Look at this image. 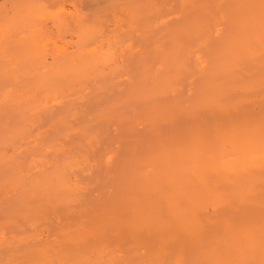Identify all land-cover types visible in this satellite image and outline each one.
Instances as JSON below:
<instances>
[{
  "label": "rangeland",
  "instance_id": "obj_1",
  "mask_svg": "<svg viewBox=\"0 0 264 264\" xmlns=\"http://www.w3.org/2000/svg\"><path fill=\"white\" fill-rule=\"evenodd\" d=\"M24 1H25V3H24ZM33 1V0H32ZM40 2V0H34V2ZM82 1V3L80 2L79 3V5L81 4V5H84V6H81V7H79V5L78 6H74V9H73V7H71V6H66V7H64L63 8V11H65V12H61L60 13V16L59 15H57L56 16V12L54 11V8L53 7H48V9H50V11L52 12V13H50V11H49V13L50 14H48V12L45 14V16L44 15H40L39 17H44V18H39L38 19V17H37V19L35 18V20L36 21H34V23H35V27L37 28V29H39L40 27H41V31L42 32H44V33H46V34H42V35H46L45 37L44 36H42V40H43V42H45V48H42V52L40 53V56H39V58H37V59H42V60H37L41 65H39V64H37V65H39V67L41 68L42 67V69H40L38 66H33L34 67V69L33 70H37L36 72L34 71H32V66H31V68H28V71H29V69H31V72L32 73H29V75L30 76H25V77H28V79H29V81L30 80H32L31 82H29V81H27L26 82V79L27 78H24V80L25 81H22V77L19 79V83L17 84V87H16V85L15 84H11L12 82H10L9 80H11V78L9 77V78H7L6 79V76L7 75H5V81H1L0 82V93L2 92V91H5V90H8L9 91V89L11 90V89H13L14 91H16L15 93H11V94H15L14 95V97L16 98L17 96L19 97V99L17 98L16 99V101H15V98H14V100L13 99H10V100H6V99H4L5 100V102L7 101L8 103H5L4 104V100H3V102L1 103V105H0V152L3 154V155H5L4 157H7V160H9V161H6V163H4V165H3V173L1 172V177H2V175H3V177H2V179H3V181L5 182V180H6V184L4 183V196H3V198H4V202H3V204H4V206H2L3 208H2V218H3V220H4V222L6 221L5 219H7V221L8 220H12L13 222H14V220H17V221H15V222H18L17 224H15V222H14V225H12V223H10V225H8V224H6L7 222H5V223H3V225H4V237H5V240H6V244H7V242L9 241L11 244H9V248H8V246H7V248L5 247V249L4 250H6V249H8V251L10 252H8V254H7V251H4V253L2 252V261H3V259H4V261L2 262L3 264H6V262H7V264H13V262H15L14 264H19L17 261H20V264H21V262H24V260L25 261H27V262H31L30 260L28 261V259H29V257H27V256H29L28 254L29 253H31L30 254V256H32L33 257V253L35 254L34 255V257L35 256H39L38 254L39 253H37V252H39V251H41L40 249L42 248V247H44L45 248V250H48L49 249V253H50V255H49V253L47 252V254H48V256L51 258V259H53L54 258V260L51 262V263H49V264H60L57 260H62L61 258L63 257V255H62V257L60 256L61 254H62V252H64L63 254L65 255V257H63L65 260H62V261H65V262H68V263H71V264H79L78 262H79V260L77 261V256H75V255H77L78 253L77 252H73V251H76V250H74L69 244H68V237L67 236H69L68 235V233H67V230H69V225H71V224H75V223H77V221L79 220V223H80V221H82L83 220V217H84V220L83 221H89V219H93L92 221H94V219L95 218H98L97 219V222H98V220H99V217L98 216H96V217H94L95 215L94 214H101V212H100V210L102 211V214L104 213V211H105V209L104 208H108V207H112V206H115L119 201L118 200H120V196L121 195H123L122 193H125V191H124V189H125V183H126V180H127V175H129L130 173L129 172H127L129 169H128V166L131 164L132 165V162L134 163L135 162V165H136V163H139V162H141V160L142 159H145V158H147L148 156H150V153H148V150L150 149V145L149 144H151V142L150 143H148V145L150 146H144V147H142L141 145H142V143H143V141L144 140H142V141H140L142 138H143V135H145V133H148L149 131H148V129L150 128V126L152 127V129H154V127H155V124L153 123V121L155 120V119H157L158 118V120L159 121H162L163 119H161V118H164V117H162V116H165L164 114L167 112V110H166V107H172V106H174L175 107V105H177L176 107H178L179 109L180 108H182V111H184V108H186V110H187V108H189L188 110L190 111L191 109H193V110H191L190 111V113L188 112V111H184L183 113H181V112H179V113H177V116L175 117L176 119H177V117H180V116H178V114L179 115H182V117H181V119L183 120V122H182V120H180V118H178L179 120H177L178 122H180L178 125H176L177 123H175L174 124V122L172 121V124H170V125H168V123H167V125H165V126H163L162 127V133H164L163 134V137H164V135L165 136H167V135H169V137L170 136H174V134H176L177 132H178V134H176L175 136H183V134L185 133L186 134V130H189L190 131V126H193V127H191V128H194V130H200L201 128H204V126L203 125H205V128L206 129H208V130H210V132H212V130H214L215 129V127L213 128L212 127V129H209V128H207V125L209 126L210 124L212 125V124H214V125H218V124H222V125H224L225 123H228V125H229V123L231 124V122H233L234 120H235V122L237 121V122H239V124L241 123V119H242V123H244V124H246V121H244L243 122V119H246V117L245 116H247V117H249V118H247L246 120H247V122L250 120V119H253V117H254V119L253 120H251V121H254L255 119H257L258 117H261L262 116V114L264 115V108H262V107H264V105H263V103H261L264 99H262V98H264L263 96H261V93L263 94L264 92V89H263V85H264V76H262V75H264V68H262V65L264 64V48H263V50H261L262 48L259 46L260 45V43H258V42H260L259 40H256V38L254 37L253 38V35H252V33L251 32H249L250 33V35H252V36H250L249 35V33H248V31H249V28H248V24H249V22H250V20H248L247 22H248V24H246L244 21L246 20H244L243 18H244V13H245V16H247L248 15V17H250L251 18V14L253 13L252 12V7L250 8V5H248V8L250 9H248V8H243L242 9V11L241 12H243V11H245V9H247L248 11H250V12H252L251 14H250V12H248L247 10L242 14V17H241V15H240V17L242 18V20H244L243 21V24H245V25H243L242 24V21H241V27L239 26V24L237 23L238 22V20L240 19V17H239V19L237 18V17H233V16H237V15H239L241 12H240V10L238 11V13H237V15H235L234 13L235 12H233V14L232 13H230V14H232V17L233 18H229V16H227L229 13H226V12H224V14L222 13V15L220 14V16H219V14L218 15H216V13H212V15H213V18L212 19H207V18H205V17H203V11H206V10H208V8H209V6L207 7L206 5H208V3L206 2V3H204V2H202L203 0H189V1H187V2H185V4H184V6H183V4H181V2L183 1H181V2H179L180 0H150L151 2L153 1L154 3H155V5L152 7H149V9H147V13H145V15L146 14H148V12H149V10H151L152 11V13H151V11L149 12V14L147 15L148 17H146V20L147 21H149L150 23H152V24H148V22H146L147 23V27L148 28H146V30H149V32H147L146 30V35H143V34H141L140 32H130V30H128V29H125V27L123 26V22L124 21H126V19H124L125 18V16H127V15H129V12H128V14L126 13V14H124L125 12H124V10L122 9V8H120L121 7V5L120 6H117V5H119V4H125V0L123 1V2H117V1H119V0H90V1H92V2H89V0H81ZM96 1V2H95ZM122 1V0H121ZM132 1H134V0H132ZM177 1V2H176ZM204 1H207V0H204ZM28 2H30V3H28ZM83 2L85 3V4H83ZM113 2V3H112ZM129 2V3H128ZM157 2V3H156ZM165 2H167V3H165ZM26 3H28V4H26ZM33 3V2H32ZM42 3V4H41ZM43 3H45V4H43ZM46 1L45 0H42L40 3H33V4H31V1H29V0H27V2H26V0H0V13L1 14H3V15H5L4 13L5 12H8V10H10L11 11V9L13 10H18V9H25V8H40L39 10H41L42 8L41 7H43L44 8V5L46 6ZM126 3H128V4H131V2H130V0L128 1L127 0V2ZM135 3V2H134ZM153 3V4H154ZM176 3H177V5H176ZM192 3V4H191ZM39 4V5H38ZM41 4V5H40ZM110 5V6H108V5ZM152 4V5H153ZM187 4H188V6H187ZM194 4V5H193ZM197 4H199V5H197ZM206 4V5H205ZM86 5V6H85ZM89 6V8L91 7V11H90V9H88V11H90V12H86V9L88 8V6ZM107 5V6H106ZM132 5H134V4H132ZM132 5H129L130 7H132ZM157 5H159V6H157ZM163 7H162V6ZM185 5H186V8H185ZM190 5H191V8L192 9H188V8H190ZM196 6H198L199 7V10H198V12L196 11ZM85 7V8H84ZM106 7V8H105ZM115 7V8H114ZM118 7L120 8L119 10H118ZM123 7V6H122ZM125 7H127L128 8V5L127 6H125ZM124 7V8H125ZM196 8L195 10H194V8ZM207 7V8H206ZM76 8H78V9H76ZM79 8H84L83 10L86 12V13H88L87 14V16L89 17L88 19L90 20V23H92L93 21H92V19H93V17L95 16L96 17V20H97V25H100V27L99 28H101V32H100V35L99 36H97L96 38H95V45L93 44V46L92 45H90V44H88L89 45V47H88V45H87V43H86V45H87V49H95L94 47L96 46L97 47V45L96 44H98V43H100V41L98 42V40H100V39H107L108 38V35H109V33H106V32H110L111 34L112 33H115V34H117L118 35V37H116V38H121L123 41H124V39L126 40V39H128L129 37H131V38H129L130 39V41L131 42H129V40H128V42L127 43H131L130 44V49H124L123 47H118V48H116V49H118V50H116L115 51V55L112 57V60H113V63H111V62H109V66L108 67H105V66H107L106 64L108 63V62H105L104 64H102V65H99L97 68H96V70H97V72H99V74L101 75V73H102V75H103V78L102 77H99V78H101V79H99L98 78V80L99 81H95L94 79V77L92 78L91 76L89 77V76H87L86 78L84 77V78H82L80 81L77 79V81L76 80H73V78H70L71 79V82H70V79H67L68 78V76L67 75H65V76H67L66 78H64V77H54V78H52L53 77V75L51 76L50 75V73H52V69L50 68L51 67V65H52V61L56 58L57 60L59 59V60H61V59H63V57L65 56V58H66V56L67 55H69L70 54V52H71V54L75 51V43L76 42H74V38H75V36H74V34L76 35V33L77 32H71V31H74L73 29H77L76 27H78V24L77 25H75L76 23H75V21H77L76 19L77 18H79V15H86V13L82 10V9H80V11L81 12H83V13H85V14H81V12L79 11ZM97 8V9H96ZM156 8H158V9H156ZM170 8V9H169ZM188 9V10H191V11H189L188 12V10H187V14H186V10H182V9ZM159 9H161V10H163V11H159ZM175 11H174V10ZM181 9V10H180ZM94 10V11H93ZM125 10L126 11H128V9H126L125 8ZM9 11V12H10ZM68 11V12H67ZM70 11V12H69ZM92 11H93V15H91V13H92ZM103 11V12H102ZM109 11V12H108ZM116 11V12H115ZM183 12V11H185V12H183V13H181L182 14V16H180L179 15V13L178 12ZM193 11V13L196 11L197 12V15H196V13L195 14H193L192 13V15H191V17H193V18H191V17H189L190 16V14H191V12ZM201 11H202V13H201ZM9 12L7 13V14H9ZM58 12V11H57ZM69 14H71V12H72V14L71 15H68V16H66L67 15V13ZM78 12V13H77ZM95 12V13H94ZM97 12H99V13H97ZM111 12V13H110ZM11 13V12H10ZM55 15H54V14ZM63 13H65L64 14V16H63ZM90 13V14H89ZM112 13H113V16H112ZM156 13H158L157 15H156ZM178 13V14H177ZM198 13H201V14H198ZM246 13H248L247 15H246ZM1 14H0V16H1ZM59 14V13H58ZM75 14V16H73L72 18H71V16L72 15H74ZM250 14V15H249ZM2 15V16H3ZM50 15V16H49ZM52 15H54V16H52ZM92 16V19L90 18L91 16ZM116 15H118V16H116ZM125 15V16H124ZM184 15H186L187 16V18H185L186 16H184ZM224 15V16H223ZM226 15V16H225ZM47 16V17H46ZM61 17V18H59V17ZM66 16V17H65ZM84 16H82V17H84ZM174 16V17H173ZM183 16H184V18H185V21L183 20V19H181V18H183ZM195 16H197V18L198 19H200L201 20V22H202V19L203 18H205V19H203V21L204 20H206V22H207V28H209V30H206V26H205V30H206V33H205V31L204 32H202L201 34L202 35H206L207 33H208V35L207 36H205V37H208V39L209 40H207V38L206 39H203V36H202V38H198V40H196L197 39V37H199V36H197V37H193V38H191L190 40H186V39H182V38H180V39H182V40H180V42H181V46L180 47H182V49L184 48V50H185V53H184V50H182L181 48H180V51L182 50L183 51V53L184 54H182L181 53V55H183L182 56V58H180L181 56L179 55L178 56V59H179V61H181L182 60V62L184 63L183 64V66H185V65H192V68H193V70H192V68L190 69V67L188 66L187 68H189L190 69V71H188L187 69H183V66H182V68L181 69H174V67H175V65H174V67H170V70L169 71H167V74L165 73V71H163V72H161V70H165V68H166V63L168 64V66H169V63H171V60H170V55H172V54H170L171 53V50H169V49H172V47L173 46H171V42H173L174 41V39H177V36H176V38H172L171 36L170 37H168V34L169 35H172L173 33L172 32H175L176 34H177V30H176V28L178 27V26H180V28L182 29V27L185 25V27L184 28H187L188 26V29H184V30H190L191 29V26H190V24L191 25H193L194 23H196V21L198 20ZM200 16V17H199ZM226 18L227 17V20H229V22L227 21V20H225L224 18ZM51 19H50V18ZM52 17H55V18H52ZM58 19H62V21H67V24L68 25H66L67 26V28L68 27H70V28H68V31L70 32H68L67 31V29H66V31L67 32H65V27L63 28V30L62 29H60V28H58L56 25H55V20H58ZM63 17L64 18H66V19H64L63 20ZM69 19H68V18ZM76 19H75V18ZM86 17V16H85ZM99 17H100V20H101V24H98V21H100L99 20ZM123 17V18H122ZM128 17V16H127ZM126 17V18H127ZM161 17V18H160ZM222 17V18H221ZM247 17V18H248ZM48 18V19H47ZM104 18H105V20H104ZM119 18H120V20H119ZM154 20H153V19ZM158 18V19H157ZM178 20H177V19ZM195 18L197 19L195 22H191V20H195ZM238 20H237V19ZM249 18V19H250ZM41 19V20H40ZM43 19H45V20H43ZM55 19V20H54ZM68 19V20H67ZM70 19H71V21H70ZM118 19V20H117ZM124 19V20H123ZM161 19H163V20H161ZM164 19H165V21H164ZM168 19V20H167ZM171 19V20H170ZM189 19H191V20H189ZM216 19V20H215ZM222 19H224L225 21H227V23L230 25L231 23H230V19H231V21L233 20V22H236V21H234L235 19L237 20V22H236V24L238 25V26H236V24H235V26L234 25H232L233 24V22H232V24L230 25V26H225V24H227V23H224L223 21L224 20H222ZM43 20V21H42ZM52 20H53V22H52ZM75 20V21H74ZM117 20V21H116ZM183 20V21H182ZM209 20V21H208ZM215 20V21H214ZM40 21V22H39ZM65 21V22H66ZM68 21H70V23L71 24H69V22ZM74 21V22H73ZM119 21V22H118ZM162 21H164V22H162ZM221 21V22H220ZM156 22V23H155ZM162 24H161V23ZM184 22V23H183ZM209 22V23H208ZM214 22V23H213ZM217 22H220V23H217ZM224 24H223V23ZM40 23V24H39ZM43 23V24H42ZM78 23V22H77ZM90 23H88V24H90ZM157 25V23H158V25H157V27L158 28H156L154 25L155 24ZM167 25H165V24ZM190 23V24H189ZM200 23V22H199ZM199 23H197V24H199ZM205 22H203V24H204ZM211 23V24H210ZM217 23V24H216ZM222 23V24H221ZM103 24V25H102ZM160 24V25H159ZM220 24V25H219ZM39 25H40V27H39ZM74 25H75V27H74ZM102 25V26H101ZM121 25V26H120ZM149 25H152V26H149ZM195 25V24H194ZM211 25H213V26H211ZM104 26V27H103ZM218 26V27H217ZM43 27V28H42ZM57 28V31H56V28ZM73 27V28H72ZM160 27V28H159ZM204 27V26H203ZM240 27V28H239ZM243 27V28H242ZM46 28V29H45ZM72 28V29H71ZM175 28V30H172V29H174ZM244 30V32H243V30ZM169 29V30H168ZM170 29H171V31H170ZM178 29H179V27H178ZM203 29V30H204ZM216 29V30H215ZM232 31H231V30ZM247 31H246V30ZM40 30V29H39ZM59 30H60V32H59ZM62 30V31H61ZM71 30V31H70ZM126 30H127V32H126ZM152 32H151V31ZM180 30V29H179ZM231 31V32H233V34H229V36L231 35L232 37L231 38H234L233 40L228 36V31ZM40 31V32H41ZM65 33H64V32ZM100 31V30H99ZM119 31V32H118ZM158 31L160 32V34L158 33ZM169 31V32H168ZM208 31V32H207ZM212 31V32H211ZM229 31V32H230ZM251 31V30H250ZM57 32L59 33V34H57ZM104 32V33H103ZM121 32H123V33H121ZM129 32H130V34H129ZM150 32H151V34L152 35H150V37H146V36H148L149 34H150ZM164 32H166V35H164V37L166 38V39H163L162 37H163V33ZM172 34H171V33ZM62 33V34H61ZM69 33V34H68ZM121 33V34H120ZM241 33V35H239V34ZM245 33H246V35H245ZM102 34H104L103 36H102ZM105 34L107 35V36H105ZM114 34V35H115ZM131 34H132V36H131ZM139 34V35H138ZM248 34V35H247ZM62 35V36H61ZM73 37H72V36ZM116 35V36H117ZM136 35H138V36H136ZM160 35H162L161 36V38L162 39H160L157 43H156V41L160 38ZM225 35H227V36H225ZM239 35V36H238ZM113 36V35H112ZM145 36V37H144ZM219 36V37H218ZM225 36V37H224ZM234 36V37H233ZM243 36V37H242ZM246 36H248V37H246ZM57 37V38H56ZM64 37V38H63ZM70 37V38H69ZM102 37V38H101ZM213 37V38H212ZM228 37V38H227ZM240 37H241V39H240ZM50 38V39H49ZM144 38H147V39H145L144 41H142ZM225 38V39H224ZM230 38V39H229ZM237 38H239L240 40H242V42H240V43H242L241 45H242V47H240V48H238V50L235 48V47H233V46H235V45H237V44H235V43H238V41H239V39L237 40ZM242 38H244L245 40H246V42L245 43H243V39ZM46 39V40H45ZM49 39V40H48ZM60 39V40H59ZM68 39V40H67ZM98 39V40H97ZM111 39V36L109 37V40ZM155 39V40H154ZM173 39V40H172ZM201 39V40H200ZM48 40V41H47ZM62 40V41H61ZM94 40V39H93ZM93 40H91V41H93ZM161 40H163L162 42H161ZM164 40H166L165 42H166V45L168 46H166V45H164ZM168 40V41H167ZM258 41V42H255V41ZM260 40H262V39H260ZM10 41H11V38H6V39H4L3 41H2V43H1V46L3 47V48H5L6 50H8V51H11V49H12V44L10 43ZM52 41V42H51ZM91 41H90V43H91ZM107 41V40H106ZM183 41V42H182ZM191 41V42H190ZM202 41L203 42H205V41H207V43L205 42V44H204V46H202V45H200V44H202ZM46 42H47V44H46ZM98 42V43H97ZM118 42H120V40L118 41ZM122 42V41H121ZM164 42V43H163ZM220 42V43H219ZM228 42H232L233 44H235V45H232L231 46V44L230 43H228ZM74 43V44H73ZM102 43H103V40H102ZM101 43V44H102ZM182 43L184 44V47L182 46ZM191 44V47H190V44ZM197 43L199 44L198 46H196L197 45ZM212 43V44H211ZM259 45H258V44ZM261 45H263L262 47H264V44H263V42L261 41ZM72 44V45H71ZM92 44V43H91ZM101 44H98V46L99 45H101ZM105 44V43H104ZM103 44V45H104ZM193 44V45H192ZM196 44V45H195ZM226 46H225V45ZM228 44H230V46L232 47H230L231 48V50H232V53L230 52V50H227V52L226 53H230V54H227L228 56H225L224 57V59L222 58L223 57V53H225V47H226V49H228L227 47H229V45ZM18 45H19V47L17 48L18 49V51H19V49L21 50V49H23L22 47H20L21 46V43H18ZM49 45H51L50 47H49ZM56 45V46H55ZM128 45V44H127ZM133 45V46H132ZM157 45H159V46H157ZM166 46V48H164V46ZM171 47H170V46ZM172 45H174V43L172 44ZM224 45V46H223ZM15 45H13V47H14ZM23 46V45H22ZM53 46H55V48L53 47ZM92 46V48H90ZM158 47V49H157V47ZM245 46V47H244ZM251 46H253V47H255L256 49H258V51H256V52H260L261 53V56H259V54H256L255 52H253V48H251ZM49 47V48H48ZM128 47H129V45H128ZM155 47H156V49L157 50H159V52L162 54V51H160V49L162 50V48H163V51H164V53H168V54H170L169 55V58H167L168 57V55L167 56H164V55H166V54H162V56H164L163 58H162V56H158L159 54V52H155L156 51V49H155ZM160 47V48H159ZM195 47H197V48H199L198 50L195 48ZM203 47V48H202ZM224 49H223V48ZM237 47V46H236ZM238 47H239V45H238ZM54 48V49H53ZM100 47H97V49H99ZM168 48V49H167ZM201 48V49H200ZM234 48H235V50H236V52L234 51ZM242 48V49H241ZM248 48H249V50L251 51V53H254L253 55H254V58H255V62L253 61V60H249V59H246V58H242V56H241V58H238L237 57V55L238 54H240V55H242V52H244L245 51V53H248ZM254 48V49H255ZM61 49V50H60ZM66 49V50H65ZM72 49V50H71ZM133 51H132V50ZM166 49H167V52H166ZM189 49V51H187ZM196 49V50H195ZM219 49H222L221 50V52H219ZM252 49V50H251ZM255 49V50H256ZM59 50V51H58ZM68 50V51H67ZM120 50H122V51H120ZM137 50V51H136ZM191 50V51H190ZM193 50H195V51H193ZM223 50H225V51H223ZM44 51H46V52H44ZM50 51V52H49ZM55 51V52H54ZM56 51H57V53H56ZM131 51V52H130ZM168 51H170V53L168 52ZM181 51V52H182ZM212 51H214L215 53H216V51L218 52V53H216L217 54V56H219L220 54H221V59H220V57H218L220 60H217L218 62L220 61V63H223L224 62V64H226V65H228V63H234V65H235V63H237L238 65H237V67L239 66V69H241V70H237V71H235V73H238L237 75L235 74L234 75V73H232V69L231 68H233L234 70H236L237 69V67H235V66H232L231 68L229 67V70H228V72L230 71V69H231V72H230V74H231V76L229 75V73H226L225 74V77L223 78V76L221 75V74H218L217 76H219V77H216V80L214 79L215 78V76H214V78H213V72L214 71H212V69L211 68H209V67H214V64H213V62H212V60H210V62H208V60H207V64H209V63H211L212 64V66L209 64V67H207L208 65H206V63L204 64V61L206 62V59L208 58L207 56H209V54H211L212 53ZM223 51V52H222ZM62 52V53H61ZM133 52V53H132ZM187 52H188V54H187ZM196 52V53H199V54H194V53ZM49 54V55H47V56H45L46 54ZM127 53V54H126ZM190 53V54H189ZM201 53V54H200ZM208 55H207V54ZM237 53V54H236ZM263 53V54H262ZM54 54V55H53ZM62 55L61 57L59 56V55ZM130 54H132L131 56H130ZM158 54V55H157ZM207 56H206V55ZM233 54H236V57H235V55H233ZM250 54V53H249ZM43 55L45 56V57H43ZM57 55V56H56ZM128 55V56H127ZM151 55H152V57H151ZM190 55V56H189ZM204 55V56H203ZM230 55H233V57L231 56V57H229ZM244 55H246V54H243V56ZM255 55H256V57H255ZM51 56V57H50ZM188 56H189V58H188ZM205 56H206V58H205ZM213 56H215L214 58H217L216 57V55H212L211 56V58L213 57ZM60 57V58H59ZM159 57H161L162 58V61L164 62V60H165V62H164V64H165V66L163 65H161V60H160V62H159ZM192 57V58H191ZM228 57V58H227ZM54 58V59H53ZM115 58V59H114ZM118 58V59H117ZM166 58V59H165ZM203 58V59H202ZM211 58H209V59H211ZM227 58V59H226ZM144 59V60H143ZM229 59V60H228ZM230 59H231V61H230ZM238 59H243V60H240V62H238ZM246 59V60H245ZM253 59V58H252ZM122 60V61H121ZM126 60V61H125ZM221 60H223V62H221ZM225 60H228L227 62H225ZM34 61V60H33ZM33 61L31 60V62L29 61V64L30 63H32L31 65H33ZM36 60L34 61L35 63L37 62ZM46 62V63H44V62ZM50 61V62H49ZM120 61V62H119ZM195 61V62H194ZM251 61H253V62H251ZM3 62V61H2ZM37 62V63H38ZM43 62V63H42ZM189 62H190V64H189ZM203 62V63H202ZM244 64H242V63ZM4 63V62H3ZM34 63V64H35ZM117 65H116V64ZM123 63H125L124 65H123ZM187 63V64H186ZM193 63H196L195 64V66H193ZM231 63V64H232ZM239 63H241V64H239ZM251 63H255L256 65H254V64H252V65H254V67H249V65L248 64H251ZM49 64V65H48ZM51 64V65H50ZM146 64H147V66H146ZM163 64V63H162ZM219 64V63H218ZM224 64H222L223 66H224ZM261 64V67L260 66H258V65H260ZM3 66V65H5V63L4 64H1V61H0V66ZM120 65V67H122L121 69H120V67H118L117 68V66H119ZM141 65V66H140ZM145 65V66H144ZM160 65V67L158 68V66ZM171 65V64H170ZM190 65V66H191ZM233 65V64H232ZM2 66L0 67V68H2ZM26 66L28 67V64H26ZM44 66V67H43ZM111 66H115L116 67V71H113V72H111L112 70H114V69H112V67ZM125 66H128V67H125ZM167 66V67H168ZM203 66V67H202ZM206 66V67H205ZM221 66V65H220ZM231 66V65H230ZM242 66H244L243 68H242ZM264 66V65H263ZM30 67V66H29ZM48 67V70H49V73H48V70L46 69ZM105 67V68H104ZM144 67V68H143ZM148 67V68H147ZM149 67H151L152 68V70H151V73H152V75L150 74V72H147V71H149L148 69H149ZM163 67V68H162ZM212 67V68H213ZM222 67V66H221ZM256 67V68H255ZM35 68H37V69H35ZM38 68H39V70H38ZM100 68H101V71H103L104 72V74H103V72H100ZM126 68V69H125ZM129 68V69H128ZM150 68V69H151ZM158 68V69H157ZM185 68H186V66H185ZM199 68V69H198ZM201 68V69H200ZM215 68V67H214ZM224 68V67H223ZM44 69H46V70H44ZM51 69V70H50ZM118 69V70H117ZM120 69V70H119ZM144 69H147V70H144ZM160 69V70H159ZM168 69V68H167ZM216 69V68H215ZM225 69V68H224ZM108 70H110V71H108ZM124 72H123V71ZM128 70V71H127ZM142 70H144L143 71V73L146 71L147 72V74H148V77H147V74L145 75V73H144V77L142 76H140L141 78H139L138 77V75H142L141 74V71ZM155 70H158V71H155ZM174 72V74H173V72ZM185 70H187V72L185 71ZM199 70V71H198ZM234 70H233V72H234ZM27 71V72H28ZM43 71V72H42ZM47 72L48 73V75L45 73V72ZM118 71V72H117ZM127 71V72H126ZM153 71H155V75H156V72H157V75L155 76V78L156 79H154V73H153ZM176 71V72H175ZM203 71V72H202ZM209 71V72H208ZM216 71V70H215ZM239 71V72H238ZM106 72H110V74L109 73H107L108 75H106ZM202 72V73H201ZM249 72V73H248ZM256 72V73H255ZM35 73H36V76L32 79V77H31V75L33 74V75H35ZM163 74V77H166V78H164V80L165 81H168V78H169V80L171 79L172 80V78H174L175 77V79H173V81H171V83L172 84H170V83H168L167 82V86L165 87L166 89L165 90H163V91H167L168 89V92H167V95L166 94H162L161 93V95H159L158 96V94L156 93V97H154V98H152L153 96H152V94H154V88L153 87H156L155 88V90L157 91V88L160 86V85H158L157 84V82L158 81H161L162 82V80L163 79H160V80H158V78H160V74ZM37 74H39V76L37 75ZM162 74H161V76H162ZM164 74H165V76H164ZM177 74V75H176ZM215 74H216V72H215ZM224 74V73H223ZM245 74V75H244ZM32 75V76H33ZM44 75H47L46 77H48V79L44 76ZM188 75V76H187ZM205 75V76H204ZM220 75H221V77H220ZM228 75V76H227ZM234 75V76H233ZM4 76V75H3ZM2 76V77H3ZM44 76V77H43ZM64 76V75H63ZM109 76V77H108ZM146 76V77H145ZM159 76V77H158ZM168 76V77H167ZM251 76V77H250ZM262 76V78L260 79V77ZM24 77V76H23ZM29 77H31V79L29 78ZM42 77V78H41ZM108 77V78H107ZM163 77H161V78H163ZM226 77H230L228 80L227 79H225ZM232 77H233V79H232ZM36 78V80H37V83H38V81H39V83L37 84V85H35L36 83H35V81L36 80H34ZM42 80H40V79ZM44 78H46V80L45 81H48L50 78L52 79V80H54V79H58V78H60L61 80H55V81H58V84H60L61 83V85H60V89H59V87L57 88L56 87V85H57V83L55 82V85H54V81H52L51 79V82H47V85L45 84V81H44ZM125 78H127V79H125ZM138 78V79H137ZM143 78V79H142ZM145 78H147V79H149L148 80V82H146L147 81V79H145ZM209 78H211V82H213L214 80L216 81L215 83H214V86L212 85V87L210 86V85H208V84H206L207 82L206 81H208V79ZM252 78H254V80L255 79H259V80H257L255 83L257 84L259 81H263L262 82V85H261V89H260V85L258 86V88L256 89H254V90H251L250 88V86L248 85V87H249V89L248 88H246V86H247V84H250L252 81H253V79ZM9 79V80H8ZM67 79V80H66ZM96 79H97V77H96ZM105 79V80H104ZM129 79V80H128ZM214 79V80H213ZM234 79H237L236 81H237V83L239 82H241V84H237V85H240V86H237L236 84H235V81H234ZM0 80H3V78L1 79L0 78ZM163 80V81H164ZM178 80H179V82H178ZM231 80V81H230ZM44 81V82H43ZM63 81H65L66 83L67 82H69V83H65L66 85H63L62 86V84H64V82ZM74 83H73V82ZM76 81V82H75ZM145 81V82H144ZM183 81V82H182ZM190 81V82H189ZM249 81H250V83H249ZM22 82H24V85L26 86V84L27 83H29V84H27V86H26V88H24L25 86H22L23 85V83ZM40 82H41V84L43 83V85H44V87L46 86V89L47 88H49V89H47V92L48 91H51V88L53 87V90H56V88L58 89V90H56V91H51V92H49V93H45V92H43L44 90V87H43V85H39L40 84ZM77 82H81L80 84L79 83H77ZM139 82H141L142 84H140ZM155 82H156V84L158 85V87H157V85L155 84ZM206 82V83H205ZM224 82H227V84L225 85V87L223 86L225 83ZM231 82V83H230ZM254 82H252V83H254ZM1 83L2 84H5V85H1ZM31 83H32V86H31ZM51 83V84H50ZM53 83V84H52ZM77 83V84H76ZM205 83V84H204ZM210 83V82H209ZM222 83H224V84H222ZM233 84V85H231V87L229 88V84ZM251 83V84H252ZM255 83L254 84H252L254 87L256 86L255 85ZM259 83H261V82H259ZM35 86H42L41 88L40 87H35L34 88V85ZM68 84H70V85H68ZM75 84V85H74ZM132 86H131V85ZM136 84H138V85H136ZM144 84H147L146 86L144 85ZM159 84H160V82H159ZM174 84V85H173ZM211 84V83H210ZM14 85V86H13ZM20 85V86H19ZM48 85H49V87H48ZM51 85H53L52 87H51ZM72 85H74V86H72ZM78 85V86H77ZM146 87V89H144V87ZM169 85H171V87H172V89L170 88V86ZM223 86L222 88H225L228 92H230L229 93V95H227L226 94V92L227 91H225V89H222V88H220V87H217V86ZM2 86V87H1ZM12 86V87H11ZM29 86V87H28ZM119 86V87H118ZM152 86V87H151ZM204 88H203V87ZM215 86L218 88H215ZM228 88H227V87ZM252 86V87H253ZM9 87V88H8ZM20 87V88H19ZM23 87V88H22ZM27 87H28V89H30V91H28L30 94L28 95V93H27V91H26V89H27ZM56 87V88H55ZM61 87H62V89H61ZM64 87V88H63ZM71 87H74V88H71ZM135 87H137V88H135ZM149 87H151V88H153L152 89V91L151 92H149L148 91V93H146L145 91H147V90H150L149 89ZM161 87V86H160ZM207 87V88H206ZM233 87V88H232ZM238 87L240 88L241 87V89H238ZM5 88V89H4ZM16 88V89H15ZM67 88V89H66ZM120 88H121V90H120ZM133 89V91L136 93H132V89ZM168 88V89H167ZM232 88V89H231ZM244 88V89H243ZM249 90V92L246 90ZM23 89H25V91L23 90ZM35 89V90H34ZM38 89V90H37ZM45 89V90H46ZM70 91H69V90ZM87 89V90H86ZM105 89V90H104ZM119 89V90H118ZM176 89V90H175ZM243 89V90H242ZM13 90H11L12 92H14ZM37 90V91H36ZM40 90H42V93H41V91ZM71 90H73V91H71ZM170 90H175V91H170ZM183 90V91H182ZM200 90V91H199ZM205 90V91H204ZM207 90V91H206ZM220 90V92H218V91ZM223 90H224V92H223ZM234 90V91H233ZM240 90V91H239ZM251 90V91H250ZM77 91V92H76ZM78 91H79V93H78ZM87 91V92H86ZM96 91V92H95ZM154 91V92H153ZM246 91V92H245ZM20 92H21V94H20ZM24 92V93H23ZM37 92V93H36ZM53 92V94H51ZM62 92H63V94H62ZM75 94H74V93ZM128 92V94H126ZM129 92H131V94L129 93ZM164 92V93H165ZM171 92H173V93H171ZM245 92V93H244ZM252 92V93H251ZM10 93V92H9ZM40 93V94H39ZM66 93H67V95H66ZM73 93V94H72ZM78 93V94H77ZM80 93H81V97H82V100H81V97L79 98V95H80ZM86 94V95H84V94ZM99 93V94H98ZM159 93V92H158ZM212 93V94H211ZM220 93H223V94H220ZM239 93V94H238ZM249 93H251V95L252 96H250V94ZM23 94V95H22ZM44 96H43V95ZM96 94V95H95ZM137 94H139V95H137ZM145 94H149V96L151 97H149V98H146V100H142V99H144L147 95H145ZM196 94V95H195ZM214 94H217L218 95V99H219V103H218V105H217V111L216 110H213L212 112L210 111V113L209 112H207V111H209L207 108V110L205 109V107L203 106L204 105V103L202 102L203 101V99H205L204 97H201V100H200V97H199V95H201V96H206V97H209V96H211V95H214ZM24 95H27V96H24ZM58 95V96H57ZM108 95V96H107ZM125 95V96H124ZM127 95V96H126ZM131 95V96H130ZM138 96V99L136 98L137 96ZM162 95L164 96L165 95V98H163L162 97ZM173 95V96H172ZM198 95V96H197ZM224 95V96H223ZM247 95H248V97L250 96V98H247ZM9 96H10V94H9ZM12 96V95H11ZM10 96V97H11ZM20 96H22V97H20ZM24 96V97H23ZM43 96V97H42ZM56 96V97H55ZM67 96V97H66ZM76 96V97H75ZM77 96H78V98L79 99H76L77 98ZM124 96V97H123ZM129 96H130V99H133V96H134V98H136L137 100H138V103L140 104V107H139V105L137 106V108H136V105L138 104L137 103V100H135V99H133V101L131 102H129V103H127V101H129ZM177 96V97H176ZM193 96V97H192ZM235 96V97H234ZM237 96V97H236ZM241 96H243V97H241ZM262 97V98H258V97ZM46 97H47V99H46ZM48 97H49V99H48ZM123 97V98H122ZM197 97H198V99H197ZM226 97L228 98V99H226ZM239 97V98H238ZM251 97H252V99H251ZM12 98V97H11ZM67 98V99H66ZM74 100H73V99ZM84 98V99H83ZM125 98V99H124ZM177 98V99H176ZM221 98V99H220ZM45 99H46V101H45ZM61 101H60V100ZM72 99V100H71ZM122 99V100H121ZM126 99H128L127 101H126ZM141 101H140V100ZM148 99V100H147ZM189 99V100H188ZM231 100V102H232V100H234L232 103L230 102V100ZM241 99V100H240ZM260 99H261V102H260ZM2 99L0 98V101H1ZM18 100H21V101H19L18 102ZM59 100V101H58ZM63 100V101H62ZM66 100V101H65ZM76 100H77V102H76ZM121 100V101H120ZM125 100V101H124ZM134 100H135V102H134ZM157 100H159V101H157ZM185 100V101H184ZM188 100V101H187ZM200 100V101H199ZM226 100H228V102H230L229 104L227 103V102H224V101H226ZM250 100V101H249ZM12 101H15V102H12ZM41 101V102H40ZM65 101V102H64ZM122 101H124V104L126 103V105H127V107H125L124 105H123V102ZM179 101V102H178ZM197 101H199V102H202V103H200V104H198L197 103ZM253 101V102H252ZM25 102V103H24ZM37 102V103H36ZM45 102V104L43 105V103ZM70 102L73 104H70ZM118 102V103H117ZM121 102H122V105L124 106V108L123 107H121ZM145 103L144 105H143V107H144V111H142V110H140L139 108H141V106H142V103ZM156 102V103H155ZM160 102V103H159ZM243 102V103H242ZM31 103V104H30ZM53 103V104H52ZM57 103V104H56ZM62 103H63V105H62ZM118 105L119 103H120V107L121 108H119V106H115L116 104ZM133 103V105H135V106H133V105H131ZM196 103V104H195ZM223 103V104H222ZM225 103H226V106L229 108H227L228 109V111L227 112H225L226 110H225V108L223 109V107H225ZM254 103V104H253ZM3 104V105H2ZM15 104V105H14ZM26 104H27V107H26ZM74 104H76V105H74ZM114 104V105H113ZM130 104V108H128V105ZM162 104V105H161ZM192 106H191V105ZM203 104V105H202ZM236 104V105H235ZM246 104V105H245ZM12 105V106H11ZM30 105V106H29ZM34 105H35V107H34ZM37 105H39V107L37 108ZM46 105V106H45ZM47 105H49V106H47ZM52 107H51V106ZM160 105V107L159 108H155V106L157 107V106H159ZM186 105V106H185ZM194 105H196V106H194ZM201 105V106H200ZM232 105V106H231ZM18 106V107H17ZM69 106V107H68ZM111 106H113V107H111ZM115 106V107H114ZM132 106V107H131ZM147 106H149L150 107V109H152V110H150L149 109V107H147ZM161 106H164V107H162L161 108ZM237 106V107H236ZM261 106V107H260ZM4 107V108H3ZM45 107H46V109H45ZM135 107V108H134ZM142 107V108H143ZM153 107V108H152ZM248 107V108H247ZM48 108H50V109H48ZM118 108H119V110H118ZM123 108V109H122ZM145 108H146V110H147V112H148V114L150 115V117L148 116H146V114H147V112H145L146 110H145ZM191 108V109H190ZM201 108V109H200ZM236 108L238 109V110H236ZM246 108V109H245ZM14 109V110H13ZM22 109V110H21ZM27 109H28V112H27ZM174 108H172V110H173ZM252 109V110H251ZM34 110H35V112H34ZM42 110V111H41ZM107 110V111H106ZM108 110H109V112H110V115H109V112H108ZM157 110V112H155ZM162 110V111H161ZM166 110V111H165ZM169 110V109H168ZM206 110V111H205ZM218 110H220L221 112V114L218 112ZM249 110V111H248ZM22 111V112H21ZM39 111V112H38ZM94 111V112H93ZM138 111H141V112H138ZM155 112L154 114H153V112ZM160 111V112H159ZM175 111H176V109H175ZM178 111H180V110H178ZM197 111V112H196ZM199 111H201V112H199ZM230 111H231V114H230ZM239 111H243V114H242V112H239ZM32 112H34V113H32ZM43 112V113H42ZM68 112V113H67ZM71 112V113H70ZM72 112H74L75 113V115H73L74 113H72ZM102 112V113H101ZM103 112H105V113H103ZM108 112V113H107ZM142 112H145V116H146V118H148L147 119V123H145L146 121H143L142 119H140V118H142V117H144L143 115H144V113H142ZM150 112H151V114H150ZM158 112H159V115H158ZM163 112H165V113H163ZM187 112H188V114H187ZM248 114H247V113ZM29 113H31V114H29ZM88 113V114H87ZM92 113V114H91ZM107 113V114H106ZM140 113H142V114H140ZM168 113V112H167ZM169 113H170V110H169ZM168 113V114H169ZM173 113V112H172ZM174 113H176V112H174ZM226 113H228V114H226ZM244 113H246V115L244 114ZM46 114V115H45ZM96 114V115H95ZM104 114H106L107 115V119L105 118V115ZM147 114V115H148ZM184 114V115H183ZM194 115L193 117H195V116H197V117H195V119L193 118V119H189V116H187V115ZM216 114V115H215ZM223 114V115H222ZM238 114H239V116H238ZM18 115H19V117H18ZM32 115V116H35V117H33L34 119H35V125L37 126V127H39V128H36L35 126H34V123H32L33 124V126L32 125H29V123L31 122L30 120H31V117L30 116ZM40 115V116H39ZM60 115V116H59ZM108 115L110 116V118L108 117ZM191 115V116H192ZM226 115H227V117H226ZM230 115V116H229ZM242 115H244V116H242ZM254 115V116H253ZM20 116H21V118H20ZM28 116H29V119L27 120V118H28ZM40 118H39V117ZM45 116V117H44ZM51 116V117H50ZM68 116V117H67ZM90 116V117H89ZM97 116H99V117H97ZM111 116H112V118H111ZM119 117V119L121 118L122 119V117H123V121L122 120H119L118 119V117ZM151 116H154V117H157V118H153L152 119V117ZM167 116V115H166ZM166 116H165V118H166ZM186 116L188 117V118H186ZM200 116V117H199ZM223 116V117H222ZM235 116V117H234ZM253 116V117H252ZM42 117H43V119H42ZM57 117H58V119H57ZM63 117V118H62ZM87 117V118H86ZM127 117V118H126ZM160 117V118H159ZM234 117V118H233ZM237 117L239 118V121H238V119H237ZM251 117V118H250ZM257 117V118H256ZM262 117H264V116H262ZM60 118L62 119V121H60ZM71 118V119H70ZM88 118H91L92 120H90V119H88ZM109 118V119H108ZM129 118V119H128ZM134 118H136V119H134ZM151 118V119H150ZM173 118H174V115H173ZM174 118V119H175ZM188 120H186V119ZM230 118V119H229ZM39 119H42V120H39ZM88 119V120H87ZM173 119V120H174ZM205 119V120H204ZM237 119V120H236ZM262 118H260V120L259 119H257L258 121H263V120H261ZM264 119V118H263ZM59 121L60 123L62 122L63 124H67L68 126H66L65 125V127H63L64 125L61 123H59L58 122V124H56L55 125V123H54V125H53V121L55 122V121ZM106 120V121H105ZM135 120H137V122H138V124H137V122H135ZM186 120V121H185ZM217 120V121H216ZM227 120V121H226ZM231 120H233V121H231ZM26 123H25V122ZM27 121H29V123H27ZM42 121V122H41ZM87 121H88V123H87ZM104 121V122H103ZM120 121H122V122H120ZM141 121V122H140ZM144 123H143V122ZM148 121H149V124H148ZM156 121V120H155ZM154 121V122H155ZM158 121V122H159ZM192 121V122H191ZM212 121H213V123H212ZM221 121V122H220ZM23 122H24V124H23ZM95 122V123H94ZM134 122V123H133ZM176 122V121H175ZM194 122V123H193ZM203 122V123H202ZM216 122H218V124H215ZM235 122H234V124H235ZM236 122V123H237ZM250 122V121H249ZM248 122V123H249ZM256 122V121H255ZM4 123V124H3ZM57 123V122H56ZM85 123V124H84ZM139 123H143V124H139ZM250 123H252V122H250ZM41 124V125H40ZM51 124H52V127H51ZM187 124V125H186ZM193 124V125H192ZM233 124V125H234ZM28 126V127H26V128H24L23 126ZM40 125V126H39ZM84 125V126H83ZM142 125V126H141ZM173 125V126H172ZM182 125H184V126H182ZM200 125H201V127H200ZM213 125V126H214ZM222 125H218L219 127H220V129L222 128ZM226 125V124H225ZM227 125V126H228ZM231 126V127H227V128H224V126H223V128H224V131L226 130V129H228V128H231V129H233L235 126ZM242 125V124H241ZM241 125H239L240 127H241ZM6 126V127H5ZM30 126V127H29ZM32 126V127H31ZM58 126V127H57ZM108 126V127H107ZM121 126V127H120ZM130 126V127H129ZM140 126V127H139ZM200 127V129H199V127ZM203 126V127H202ZM17 127H23L22 128V131L25 129V131H21L22 133H23V136H21V134H20V132L19 133H17L18 134V136H17V134H14L13 135V133H14V128H17ZM35 127V129H32V128H34ZM47 127L49 128H51V129H47ZM57 127V128H56ZM85 128L84 130H83V132H80V131H78V128ZM179 127L181 128L180 129V131L183 129V130H185V131H183L180 135H179V133H180V131H179ZM189 127V128H188ZM198 127V128H197ZM210 127V126H209ZM143 128V129H142ZM177 128H178V131L177 132H175L174 133V130L176 131L177 130ZM204 128V129H205ZM218 128V127H217ZM216 128V129H217ZM222 128V129H223ZM236 128V127H235ZM6 129V130H5ZM39 129V130H38ZM156 129V128H155ZM169 131H168V130ZM32 130V131H31ZM34 130H35V132H34ZM81 130V131H82ZM202 130V129H201ZM29 131V132H28ZM39 131L41 132L42 131V133H41V135H40V138H41V140L38 142V144H34V142L33 141H31L30 139H33L34 140V136L33 135H35V133H39ZM66 131V132H65ZM77 131V132H76ZM189 131H187V132H189ZM33 132V133H32ZM48 132V133H47ZM65 132V133H64ZM68 132H69V134H68ZM75 132V133H74ZM80 132V133H79ZM170 132V133H169ZM191 132V131H190ZM196 133H199V132H197V131H195ZM194 132V133H195ZM6 133V134H5ZM8 133V134H7ZM37 133V134H38ZM47 133V134H46ZM57 133V134H56ZM67 133V134H66ZM144 133V134H143ZM19 134H20V136H19ZM99 134V135H98ZM25 135H27L26 136V138H25ZM47 135V136H46ZM50 137H49V136ZM64 135V137H62ZM68 135H70V136H68ZM87 135V136H86ZM90 135H94V138L93 139H95V136H96V140H98V143L99 144H97V141H96V145H95V140H94V142L91 140L92 139V137L90 136ZM97 135H98V138H97ZM136 135L138 136V138L136 137ZM7 136V137H6ZM13 136H16V138H13ZM88 137L89 136V138L91 137V139H89L90 141H91V143H89L90 145H88L87 144V146H86V143H87V138L86 137ZM139 136H141V137H139ZM3 137H5V138H3ZM31 137V138H30ZM62 137V138H61ZM66 137V138H65ZM227 137V136H226ZM2 138V139H1ZM20 138V139H19ZM30 138V139H29ZM53 138V139H52ZM64 138V139H63ZM67 138H69L68 140H67ZM86 138V139H85ZM131 138H134V139H131ZM139 139V138H141L140 140H138L137 141V139ZM171 139H172V137H170ZM176 138H178V137H176ZM57 139H59V140H57ZM82 139H83V141H82ZM128 139V140H127ZM174 139H175V137H174ZM173 139V140H174ZM1 140H3L4 141V143H3V141L1 142ZM10 140V141H9ZM66 140V141H65ZM161 140V139H160ZM8 141V143H6ZM27 141H30V145L28 144L29 142H27ZM129 141V142H128ZM11 144H10V143ZM23 142H24V144H23ZM26 142H27V145H26ZM31 142H33V143H31ZM40 142H42V143H40ZM53 144H52V143ZM80 142V143H79ZM93 142V143H92ZM140 142V145H138V143ZM51 143V144H50ZM58 144V147L56 146L57 144ZM79 143V144H78ZM6 144V145H5ZM20 144V145H19ZM43 144H46V146H47V148L45 147V145H43ZM49 144L50 145H53V147L57 150H54V148L52 147H50L49 146ZM71 144L72 145H75L76 147H74L73 146V148H75V149H73L72 148V146H71ZM80 144H82V145H80ZM137 144V145H136ZM27 147H26V146ZM35 146L34 148H32V147H30V146ZM56 147H55V146ZM80 145V146H79ZM5 146V147H4ZM36 146H38L37 147V149H35L36 148ZM84 146H86V148H81V147H84ZM21 147V148H20ZM46 148V149H44V148ZM146 147H147V149H146ZM32 148V149H31ZM57 148H59V149H57ZM61 148V149H60ZM79 149V151H76V149ZM134 148V153L133 152H131V149H133ZM140 148V149H139ZM42 149V150H41ZM51 149V150H50ZM55 151H53V150ZM82 149V150H81ZM94 149V150H93ZM128 149H130V150H128ZM152 149V148H151ZM30 150V151H29ZM60 152H59V151ZM137 150H139L138 152H137ZM50 151H52V152H50ZM123 151V152H122ZM125 151H126V153H125ZM127 151H129V153L132 155V156H130L129 155V153L127 152ZM151 151V150H150ZM149 151V152H150ZM12 152V153H11ZM15 152V153H14ZM77 152H79V154L77 153ZM135 152H136V154H135ZM142 152V153H141ZM5 153V154H4ZM8 153V154H7ZM72 153V154H71ZM140 153V154H139ZM144 153V154H143ZM145 153H146V155H148L147 157H146V155H145ZM41 154V155H40ZM74 154V155H73ZM142 154V155H141ZM11 155V156H10ZM35 155V156H34ZM37 155V156H36ZM45 155V156H44ZM120 155H122V156H120ZM136 155V156H135ZM138 155V156H137ZM9 156V157H8ZM27 158H26V157ZM40 156V157H39ZM66 156H68V157H66ZM75 156V157H74ZM17 157V158H16ZM33 157V159L32 160H34V162H36L37 164L34 166L32 163H31V165H29L30 164V162H33L32 160H29V159H31ZM71 157V158H70ZM8 158H12L11 160L10 159H8ZM76 160V161H72V160H74V159ZM139 158V159H138ZM44 159V160H43ZM68 159V160H67ZM72 159V160H71ZM124 159V160H123ZM41 160V161H40ZM46 160V162H44V163H42L43 161H45ZM128 160V161H127ZM11 161V162H10ZM30 161V162H29ZM127 161V162H126ZM130 161H131V163H130ZM7 162H9V164L7 163ZM39 162H41V163H39ZM65 163V162H67L68 164L70 163V165H71V167H72V169H69V168H71L70 167V165H68V164H62V163ZM123 162V163H122ZM28 163V164H27ZM6 164V165H5ZM15 164V165H14ZM16 164H18V165H16ZM19 164H20V166H19ZM51 164V165H50ZM56 164H60V165H63V167H59V166H57ZM127 164H129V165H127ZM14 165V166H13ZM24 165V166H23ZM26 165H27V167H26ZM125 165H127V167L125 166ZM18 166V167H17ZM134 166V165H133ZM23 168V169H21V168ZM41 167V168H40ZM59 167V168H58ZM69 167V168H68ZM123 167V168H122ZM15 168V169H14ZM18 168V169H17ZM36 168V169H35ZM45 168V169H44ZM121 168V169H120ZM126 168V169H125ZM17 169V170H16ZM44 169V171L45 172H47V174L46 173H44V171L42 172V170ZM49 169V170H48ZM51 169V170H50ZM125 169V170H124ZM208 169V170H207ZM204 168V169H202L203 171L201 172V174H205V172H206V174L207 173H209V174H207V175H213L212 173H213V171L212 170H210L209 168ZM21 170V171H20ZM28 170V171H27ZM59 170H61V171H59ZM131 170V169H130ZM6 171V172H5ZM37 171V172H36ZM39 171V172H38ZM51 171L53 172V173H51ZM63 171V172H62ZM260 170H258V171H256V169L254 170V172H253V170H251V174L249 173V171H248V173L250 174V176L254 173V176H255V178H256V176L258 175V174H260V172H259ZM24 172V173H23ZM33 172V173H32ZM61 174H60V173ZM7 173V174H6ZM19 173V174H18ZM22 174V176L23 177H21V178H27L26 180L27 181H25V183H23V184H21V186L18 188L17 186H15L16 185V179H15V176H19V175H21ZM49 173V174H48ZM129 173V174H128ZM17 174V175H16ZM26 174V175H25ZM45 174H46V176H45ZM9 175V176H8ZM15 175V176H14ZM42 175H43V178H50L51 176H53V178H57V177H59V180H58V178L57 179H54V181H53V183L56 185V183H60V184H62V185H58L57 187V191H55V193H47L46 194V190L44 191V193H42V189H44V186L46 187L47 186V184H48V186L50 185V187H53L54 186V188H55V185H53L52 184V181H50V182H48L47 180H46V178H45V180L43 179V178H41L42 177ZM50 177H49V176ZM56 175V176H55ZM207 175H204V176H207ZM34 176H35V178H34ZM246 176H248V175H246ZM253 176V175H252ZM251 176V177H252ZM5 177V178H4ZM33 177V178H32ZM36 177H37V179H38V181L41 183H45L42 187H41V190L42 191H34L35 189H37V188H39L38 186L37 187H33V186H35V184L34 185H28V184H32V181L34 180V179H36ZM251 177H249V179L251 178ZM40 178H41V180L42 181H40ZM77 178V179H76ZM246 178V180L248 179V177H245ZM254 178V177H253ZM25 179H22L23 181L22 182H24V180ZM37 179L36 180H34L33 182H35V181H37ZM65 179V180H64ZM128 179H129V177H128ZM9 180V181H8ZM125 182H124V181ZM16 181V182H15ZM117 181V182H116ZM121 181H123L122 182V184H121ZM8 182V183H7ZM15 182V183H14ZM21 182V181H20ZM48 182V183H47ZM64 182H67V184L69 185V186H67L66 187V185L67 184H64ZM209 182V181H208ZM27 183V184H26ZM37 183V182H36ZM106 183V184H105ZM207 183V182H206ZM18 184H19V182H18ZM209 184H211V186L210 185H208V183L206 184L207 186L206 187H204L203 186V191H205L206 192V190H210V188L211 187H213L215 190H216V184H214L213 182L211 183V182H209ZM213 184V185H212ZM12 185H14V187H12ZM8 186V187H7ZM11 186V187H10ZM25 187V188H24ZM33 187V188H32ZM65 187H66V189H65ZM12 188V189H11ZM47 188V190L48 189H51V188H49V187H46ZM59 188H64V191H63V189L60 191V192H58V190H60ZM67 188H69V190H75V191H67L68 189ZM71 188V189H70ZM120 188H121V190H120ZM205 188H206V190H205ZM209 188V189H208ZM217 188H219L220 190H223V188L222 187H217ZM32 189H33V191H32ZM117 189V190H116ZM11 190V191H10ZM39 190V189H38ZM54 190V189H53ZM118 190H119V192H118ZM165 190V189H164ZM166 190L167 191H164V193L165 194H170L171 193V189L170 188H166ZM212 190V189H211ZM210 190V191H211ZM212 191H214V190H212ZM211 191V192H212ZM49 192H50V190H49ZM58 192V193H57ZM63 192V196H65V197H68V195H69V199L70 198H72V199H76L77 201V203L73 200V202H75V204H73V205H71V204H68V205H65L64 203L66 202H63L62 203V206L60 205V204H58V202H57V199L56 198H58V195H59V193H62ZM72 192V194H73V197H76V198H73L71 195L72 194H70ZM117 192V193H116ZM7 193V194H6ZM9 193V194H8ZM37 193V194H36ZM113 193V194H112ZM41 194V195H40ZM43 194V195H42ZM51 194H55V197L56 198H52L54 195H51ZM116 194V195H115ZM126 194V193H125ZM123 195V196H121V199H122V197H123V199L125 198V196H127V195ZM13 195V196H12ZM57 195V196H56ZM76 195V196H75ZM52 196V197H51ZM60 196V195H59ZM71 196V197H70ZM11 197V198H10ZM114 197V198H113ZM8 198H10V199H8ZM16 198V199H15ZM78 198V199H77ZM49 199V200H48ZM56 199V200H55ZM68 199V198H67ZM68 199V200H69ZM116 199H118L117 200V203H116ZM122 199V200H123ZM205 198H203V199H201L202 201H203V203L202 204H204V205H202V208H204L203 206H205V208L204 209H202L201 210V213L202 212H204V216H206L205 217V219H210L211 218V220H213L214 219V217L216 216V212L215 211H213V213H212V208L210 207V205H208V199H207V202L204 200ZM21 200V201H20ZM71 200V199H70ZM122 200H121V202H122ZM23 201V202H22ZM52 202V203H54V205L56 206V208L54 207V208H52V207H50V205H51V203H49V202ZM106 201V202H105ZM114 201H115V204H113L114 203ZM201 201V202H202ZM22 202V203H21ZM44 202L46 203L47 202V205L46 204H44ZM67 202H69V201H67ZM105 202V203H104ZM19 203V204H18ZM100 203V204H99ZM120 203V202H119ZM119 203H118V205H119ZM2 204V205H3ZM5 204H7V205H5ZM24 204V205H23ZM44 204V205H43ZM57 204V205H56ZM105 204V205H104ZM126 204V203H125ZM125 204L123 205V207H121L120 208V213H121V215L124 217V219L126 218L127 219V215H128V217H130V216H132V214H133V212L134 211H132V209H136L137 207H133L132 205V207L133 208H131V207H125ZM205 204H207V206L205 205ZM41 205H42V207H41ZM60 207H59V206ZM96 205V206H95ZM120 205H122V204H120ZM21 206V207H20ZM39 206V207H38ZM67 206V207H66ZM71 206H72V208H73V210H72V208H71ZM93 206V207H92ZM126 206H127V204H126ZM179 206H180V204H179ZM208 206H209V208H208ZM14 207V208H13ZM17 207V208H16ZM34 207V208H33ZM59 207V208H58ZM66 207V208H65ZM101 207V208H100ZM178 207V206H177ZM13 208V209H12ZM52 209V211H51V209ZM91 208V209H90ZM94 208V209H93ZM96 208V209H95ZM98 208V209H97ZM122 208H128L127 210H125V211H123L122 210ZM180 208V207H179ZM181 208H182V206H181ZM208 208V209H207ZM211 208V209H210ZM14 209L17 211V212H19L18 213V215L19 216H17V214L16 215H13V212L15 213L16 211H14ZM19 209V210H18ZM38 209V210H37ZM54 209H56V210H54ZM65 209V210H64ZM102 209H104V210H102ZM130 209V210H129ZM182 209H185V208H182ZM182 209H178V212H179V214H180V216L182 217L184 214H185V212H186V210L185 211H183ZM210 209V210H209ZM13 212H12V211ZM36 210H37V212H36ZM53 210H54V213H52L53 212ZM62 210V211H61ZM80 210V211H79ZM84 212H83V211ZM206 210V211H205ZM41 213H40V212ZM67 213H66V212ZM87 211V212H86ZM94 211V212H93ZM127 211V215H125V212ZM129 211H132V212H129ZM136 211H139V209H136ZM136 211L134 212V213H136ZM8 212H9V214H8ZM12 212V213H11ZM16 212V213H17ZM33 212H35V213H38V215L37 214H35V213H33ZM64 212V213H63ZM98 212V213H97ZM129 212V213H128ZM163 212H165V211H163ZM175 213H176V211H174ZM79 213V214H78ZM82 213H83V215H82ZM85 213V214H84ZM119 213V214H120ZM138 214H139V212H137ZM264 213V212H263ZM11 214V218H9V216L8 215H10ZM35 214V215H34ZM39 214L41 215V216H39ZM43 214V215H42ZM102 214L100 215V217H102ZM138 214H136V215H138ZM161 214V213H160ZM160 214H159V216L158 217H160ZM171 213H166L165 212V214H163V215H166L164 218H166L167 219V216H168V218H170V219H172V220H174V219H178L176 216H171L170 215ZM177 214V213H176ZM203 214V213H202ZM201 214V215H202ZM91 215V216H90ZM173 215V214H172ZM263 216L261 217V218H263V220H264V214H262ZM8 216V217H7ZM13 216V217H12ZM23 216V217H22ZM32 216H34L33 218H34V220L36 219V218H38L39 217V219H37V221H40L41 222V224H37V221L35 220V222L36 223H34L31 219H29V218H32ZM43 216H46V217H43ZM93 216V217H92ZM135 216V215H134ZM210 216V217H209ZM229 216H231V214L229 215ZM43 217V218H42ZM91 217V218H90ZM119 217H120V215H119ZM122 217V218H123ZM174 217H176V218H174ZM202 217V216H201ZM226 217H228V216H226ZM259 217H260V214H259ZM5 218V219H4ZM9 218V219H8ZM12 218H14V219H12ZM80 218V219H79ZM87 218V219H86ZM162 218V217H161ZM82 219V220H81ZM86 219V220H85ZM169 219V220H170ZM229 219H232L231 217H229ZM160 220H163V219H160ZM160 220H157L158 222H156L155 224H157V223H159V224H161V221ZM168 220V221H169ZM25 221V222H24ZM29 221V222H28ZM91 221V220H90ZM96 221V220H95ZM164 221V222H163ZM162 222L163 223H165V219L163 220ZM167 221V220H166ZM171 221V220H170ZM209 221V220H208ZM10 222V221H9ZM32 222V223H31ZM72 222V223H71ZM172 223H173V221H171ZM174 222H176V221H174ZM64 223V224H63ZM69 223V224H68ZM6 224V225H5ZM18 224H19V227H18ZM36 224L38 225V226H36ZM81 225H83L82 223H80ZM87 224H89V222H86L85 223V225H87ZM167 224H168V222L166 223V225H162L161 227H163V229H162V231H163V233H167L168 231L169 232H171V231H173L174 230V228H170V225H168L167 226ZM169 224H171V223H169ZM174 224V223H173ZM172 224V225H173ZM11 225L12 226H14V227H11ZM17 225V226H16ZM171 225V226H172ZM21 226V227H20ZM28 226H30V227H28ZM41 226V227H40ZM154 226V225H153ZM174 226V225H173ZM17 227V228H16ZM116 227L117 226H115V224L114 225H112L111 227L110 226H108L107 228H109L110 230V232L108 231V234H110L111 236H105V237H107L106 239H109L111 242H109V240L108 241H105V242H108L109 243V246L112 248V247H114L117 243H119V244H117V245H119L120 246V244L122 245V247H124V249H126L125 250V252H122L123 250H122V248L120 247V248H118V246L116 247H114V250L116 249V251H117V248H118V251L117 252H113L112 251V249L111 248H109L106 244H105V242H103L104 243V245H101L100 246V243H98V242H100L101 240H97L96 239V236L97 235H95L93 238H94V240H93V238L91 239V238H88V240L86 239V237L85 238H83L84 240H86L85 242H84V240H82V242H84V243H82L81 245H83L84 244V248H85V246L88 248V253L90 252H92L91 250H93V248H94V250L95 249H97V248H103L105 245L107 246L106 247V249L108 250V252H110V251H112L111 252V254H113L114 256V259H120V258H122L123 259V263H121V264H124V258L126 257V255H127V253L128 252H131V251H128V249H130V250H133L132 252L134 253V254H136V255H142V253H144V248H143V246H139V244H137V241H138V239H137V236L135 237V234L136 233H134L133 231H132V233H127V236L125 235V234H121V232H114V230L116 229ZM167 227V229L165 230L164 228H166ZM169 227V228H168ZM227 228V227H226ZM25 229V230H24ZM55 229H58V231H55ZM62 229H64L63 231L64 232H62ZM135 229V228H134ZM170 229V230H169ZM6 230V231H5ZM8 230V231H7ZM61 232H60V231ZM176 230V229H175ZM175 230H174V232H175ZM223 230H227V229H225V227L222 229V231ZM55 231V232H54ZM25 232H27V233H24ZM57 232V233H56ZM69 232V231H68ZM136 232H138V231H136ZM168 232V233H169ZM173 232V235H172V232H171V236H170V238L172 239L174 236H175V234H176V232L174 233ZM224 232V231H223ZM31 233V234H30ZM119 233L121 234V236H123V237H120V236H118L119 235ZM140 233V232H139ZM29 234V237H31L30 235H32V237H31V239H33L32 241H31V239H25V235L27 236ZM58 234V235H57ZM135 237V238H133V236ZM226 236H222V237H220V236H218L217 237V244L215 243V239H214V241H213V243H215V244H213L212 243V245L214 246H220V247H223V246H221L222 244H227L228 242H229V240H230V237L226 234V233H224ZM52 235V236H51ZM60 235V236H59ZM114 235V236H113ZM139 236L140 235H142V234H138ZM169 235V234H168ZM167 235V236H168ZM58 236L59 238L57 239L56 237ZM65 236L67 237V238H65ZM113 236V237H112ZM9 237V238H8ZM60 237H62V238H60ZM97 237H100V236H97ZM101 237H103V236H101ZM100 237V238H101ZM111 237V238H110ZM121 239H120V238ZM131 237H132V239H131ZM141 237V236H140ZM165 237V239H166V242H165V244L166 245H170V244H176V241H175V238H174V240H173V242L171 241H169V239L170 238H166V236H164ZM169 237V236H168ZM7 238V239H6ZM53 238V239H52ZM56 238V240H54ZM65 238V240L64 241H62L63 239ZM104 238V237H103ZM118 238L121 240V242L122 243H120V241H118ZM123 238V239H122ZM143 238V237H142ZM141 238V239H142ZM148 238V237H147ZM221 238V239H220ZM261 240L262 239H264V236L262 235L261 237ZM259 238V239H260ZM15 240V242H14V240ZM62 241V242H67V243H60L59 241L60 240ZM106 239H103V240H106ZM112 239H113V242H112ZM140 239V241L142 242L143 241V239L141 240ZM149 239V238H148ZM148 239H147V242H148ZM151 239V240H150ZM150 239H149V241L151 242L152 240H154L153 241V243H157L156 241H157V238H155V237H150ZM156 239V240H155ZM25 240V241H24ZM50 240H52L53 242H51ZM123 240V241H122ZM137 240V241H136ZM224 240V241H223ZM28 241V242H27ZM49 241V245L51 246V248H54L55 247V245H56V242L57 243H59V244H62L63 245V247H60L61 245H59V246H57L56 245V247L54 248V249H51L50 247H49V245H48V243H46V242H48ZM132 241H136V243L135 244H133V242ZM8 242V243H9ZM88 242V243H87ZM128 242V243H127ZM212 242V241H211ZM262 242H264V241H262ZM55 243V244H54ZM90 243V244H89ZM102 242H101V244H103ZM113 243V245H111ZM138 243H140V242H138ZM209 244H211L210 242H208ZM39 245V247H37V249H34L33 247H36V245ZM53 244V245H52ZM219 244V245H218ZM221 244V245H220ZM254 244V243H253ZM252 244V245H253ZM37 245V246H38ZM137 247H136V246ZM140 245H142V244H140ZM156 245V244H155ZM252 245L250 246V247H248L247 246V244L246 245H244V246H242V248H241V250H242V252H244L245 251V249H247V251L246 252H248V254L246 253V252H244L245 254H247V255H249L250 253H251V251H256L255 252V254L258 256V253H259V255H261V254H263V252H261V251H258L257 252V250H255V249H258L259 247L257 246V248H255L256 247V245L255 246H253L254 248L252 249ZM32 246V247H31ZM100 246V247H99ZM131 246H133L134 247V249L131 247ZM139 246V247H138ZM11 247V248H10ZM13 247V248H12ZM48 247V248H47ZM135 247H136V249H135ZM168 246H164V248H167ZM216 247V248H217ZM220 247H218V249H216V252H218L219 251V248ZM47 248V249H46ZM59 248H61V250H62V248H63V250L62 251H60V253H59ZM128 248V249H127ZM169 248V247H168ZM167 248V249H168ZM172 247H171V245H170V248H169V251L168 250H166V251H168V252H172L173 250L171 249ZM174 248V247H173ZM13 249V250H12ZM27 249V250H26ZM50 249H51V252H50ZM57 249H58V253H57ZM69 249V250H68ZM91 249V250H90ZM109 249H111L110 251H109ZM248 249H252L250 252L248 251ZM16 252H15V251ZM31 250V251H30ZM54 250H55V252H54ZM85 250H86V248H85ZM93 250V251H94ZM214 250H215V248H214ZM244 250V251H243ZM259 250H262V248L261 249H259ZM32 251H34L33 253H32ZM35 251H36V253H37V255H36V253H35ZM128 251V252H127ZM213 251V250H212ZM54 252V253H53ZM220 253H221V251H219ZM254 252H252L253 254H254ZM18 256H15V254ZM118 255H117V254ZM125 253V254H124ZM167 253V252H166ZM212 253H215V252H212ZM220 253H218V255L220 254ZM251 253V255L253 256V254ZM4 254V255H3ZM14 255V256H12V255ZM23 254V255H22ZM27 254V255H26ZM53 254H55L54 256L55 257H53L52 258V256H53ZM255 254H254V256H253V259H254V257H257V256H255ZM57 255H59V258L56 260L55 258L57 257ZM123 255H124V257H123ZM218 255H217V253H215L214 254V259H219L218 258ZM9 256H11V258L9 257ZM23 256L25 257V258H23ZM74 256V257H73ZM92 256H94L93 257V260L91 259V262L89 261V259H87V260H85V262H86V264H101V259L100 258H96L97 256H95V255H92ZM217 256V257H216ZM220 256V255H219ZM12 257H13V259H16L15 261L14 260H12ZM72 257L74 258V259H76V263L75 262H72V261H75L74 259H72ZM91 257V256H90ZM20 258H22L21 260H20ZM26 258H28L27 260H26ZM9 259H11V260H9ZM33 259V258H32ZM31 259V260H32ZM35 259L37 260L36 262L38 263V264H41V260H39L40 258L39 257H35ZM97 259V260H96ZM104 261H106L104 258H102ZM7 260V261H6ZM98 260H100L99 261V263H98ZM162 260H164V259H162ZM9 261H11V262H9ZM84 261V260H83ZM82 261V262H83ZM89 261V263H87ZM95 261H97V262H95ZM9 262V263H8ZM27 262H25V264H28ZM33 262V263H32ZM32 264H36L33 260H32ZM54 262V263H53ZM65 262H61V264H66ZM84 262V263H85ZM119 263L118 264H120V260L118 261ZM166 262V261H165ZM164 261H163V263L162 264H166ZM198 262V264H203V262H201V261H197ZM30 263V264H31ZM257 263V262H256ZM256 263H254V264H256ZM103 264V263H102ZM104 264H107V262H104Z\"/></svg>",
  "mask_w": 264,
  "mask_h": 264
},
{
  "label": "bare ground",
  "instance_id": "obj_2",
  "mask_svg": "<svg viewBox=\"0 0 264 264\" xmlns=\"http://www.w3.org/2000/svg\"><path fill=\"white\" fill-rule=\"evenodd\" d=\"M29 1H31V4H33V3H40L42 0H40V2L38 1V2H34V0L32 1V0H29ZM37 1V0H36ZM47 3H46V6L44 5V8L43 7H41L42 9L41 10H39L38 8H25V9H16V10H12L11 9V11L10 10H8V12H9V14H7L8 12H5L4 14L5 15H3V14H1V16H0V61H1V64H4L5 63V65H1L2 66V68H0V78L2 79L3 78V80H0V82L1 81H5V75H7L6 76V79L7 78H11V80H9L10 82H12L11 84H15L16 85V87H17V84L19 83V79L21 78L22 79V81H25L24 80V78H27L26 79V82L27 81H29V79H28V77H25V76H30L29 75V73H32L31 72V69H32V71L34 72L35 70H33L34 69V67L33 66H38L39 67V65H41L37 60H42L41 58L40 59H37V58H39V56H40V53L42 52V48H45V42H43V40H42V36H44V35H42L44 32H42L41 30V27H40V25H39V29H37L36 27H35V23H34V21H36L35 20V18L37 19V17H38V19L39 18H44V17H39L40 15L42 16V15H44L45 16V14L48 12V14H50V13H52L51 11H50V9H48V7L50 6V7H55L54 8V11L56 12V16L57 15H59L60 16V13L63 11V8L64 7H66V6H71V7H73V9H74V6L76 5V6H78L79 5V3L81 2L82 3V1L81 0H45ZM87 1V0H86ZM97 1V0H96ZM95 1V2H96ZM124 0H119V1H117V2H123ZM129 1V0H128ZM182 0H180L179 2H181ZM187 1H189V0H183L182 2H181V4H183V6H184V4H185V2H187ZM191 1V0H190ZM26 2H27V0H26ZM33 2V3H32ZM89 2H92V1H90L89 0ZM125 2V4L123 3H121V4H119V5H117V6H120L121 5V7L120 8H122L123 10H124V14H128V12H129V15H127V16H125V18L124 19H126V21H124L122 24H123V26L125 27V29H128V30H130V32H140L141 34H143V35H146V31L147 32H149V30H146V28H148L146 25H147V23L146 22H148V24H152V23H150L149 21H147L146 20V17H148L147 15L149 14V12L151 11V10H149V12H148V14H146L145 15V13H147L146 11H147V9H149V7H153L154 5H155V3L152 1H150V0H134V1H132V0H130V2H131V4H128V3H126L127 2V0H125L124 1ZM135 2V3H134ZM177 2V1H176ZM202 2H204V3H208V5H206L207 7L209 6V8H208V10H206V11H203L204 13H203V17H205V18H207V19H212L213 18V15H212V13H216V15H218L219 13L222 15V13L224 14V12H226V13H229L227 16H229V18L231 17V18H235V17H237L238 19H239V17H240V15H241V17H242V14L247 10V9H245V11H243V12H241L242 11V9L243 8H248V5H250V8L252 7V12H250V11H248V12H250V16H251V18L250 17H248V13H246V15L247 16H245V13H244V20H242V18L240 17V19L238 20L237 18V20H238V22H237V20L235 19L234 21H236L238 24H239V26L241 27V21H242V24H243V21L246 23V24H248V20H250V22H249V24H248V28H249V31H248V33L249 32H251L252 33V35H253V38L255 37L256 38V40H259L260 42H258V41H255V42H258V43H260V47L262 48L261 50H263V48L264 47H262L263 45H261L262 43H261V41L263 42V44H264V0H207V1H202ZM24 3H25V1H24ZM28 3H30V2H28ZM28 3H26V4H28ZM86 3V2H85ZM84 2H83V4H85ZM113 3V2H112ZM154 3V4H153ZM157 3V2H156ZM165 3H167V2H165ZM42 4V3H41ZM40 4V5H41ZM43 4H45V3H43ZM132 4H134V5H132ZM153 4V5H152ZM192 4V3H191ZM39 5V4H38ZM108 5V4H107ZM106 5V6H107ZM128 5V8L127 7H125V6H127ZM129 5H132V7H130ZM176 5H177V3H176ZM194 5V4H193ZM197 5H199V4H197ZM81 6H84V5H79V7H81ZM86 6V5H85ZM88 6V5H87ZM108 6H110V5H108ZM123 6V7H122ZM156 6V5H155ZM157 6H159V5H157ZM162 6V5H161ZM187 6H188V4H187ZM126 9H128V11H126L125 10V8ZM160 7V6H159ZM163 7V6H162ZM206 7V8H207ZM85 8V7H84ZM83 8V9H84ZM106 8V7H105ZM115 8V7H114ZM119 7H118V10L120 9ZM185 8H186V5H185ZM182 9V10H186V9ZM194 8V7H193ZM197 8V9H196ZM196 8H194V10L196 9V11L198 12V10H199V7L198 6H196ZM76 9H78V8H76ZM80 9H82V8H79V11H80ZM82 9V10H83ZM88 9H90V11H91V7L89 8V6H88V8L86 9V12L88 11ZM97 9V8H96ZM156 9H158V8H156ZM170 9V8H169ZM180 9V10H181ZM188 9H192L191 8V5H190V8H188ZM187 9V10H188ZM249 9V8H248ZM81 10V11H82ZM161 9H159V11H160ZM174 10V9H173ZM187 10H186V14H187ZM240 10V14L238 13V11ZM244 10V9H243ZM250 10V9H249ZM49 11H50V13H49ZM58 11V12H57ZM80 11V12H81ZM84 11V10H83ZM90 11H88V12H90ZM94 11V10H93ZM93 11H92V13H91V15H93ZM161 11H163V10H161ZM175 11V10H174ZM189 11H191V10H188V12ZM194 12L193 13V11L191 12V14H190V16L189 17H191V15H192V13L193 14H195L196 13V15H197V12ZM200 11V10H199ZM63 12H65V11H63ZM68 12V11H67ZM66 12V13H67ZM70 12V11H69ZM85 12V11H84ZM85 12V13H86ZM103 12V11H102ZM109 12V11H108ZM116 12V11H115ZM178 12V11H177ZM183 12H185V11H183ZM183 12H178L179 13V15L180 16H182V14L181 13H183ZM233 12H235L234 14L235 15H237V13L239 14V15H237V16H233L232 17V14H233ZM59 13V14H58ZM78 13V12H77ZM83 12H81V14H82ZM85 13H83V14H85ZM95 13V12H94ZM97 13H99V12H97ZM111 13V12H110ZM151 13H152V11H151ZM177 13V14H178ZM201 13H202V11H201ZM201 13H198V14H201ZM230 13H232V14H230ZM54 14V13H53ZM64 14L65 13H63V16H64ZM71 14H72V12H71ZM70 13L68 14L67 13V15L66 16H68V15H71ZM87 14L88 13H86V17L84 16V15H79V18H75L77 21H75V25H77L78 24V27H76L77 29L75 30V29H73L74 31H71V32H77L76 33V35L74 34V36H75V40H74V42H76L75 43V51L71 54V52H70V54L69 55H67L66 56V58H65V56L63 57V59H61V60H57L56 58L52 61V65H51V69L53 70L52 71V73H50V75L52 76L53 75V77L52 78H56V77H64V78H66L67 76H68V78L67 79H70V78H73V80H76L77 81V79L79 80H81L82 78H86L87 76H91L92 78L94 77L95 79V81L97 80V81H99L98 80V78L99 77H102L103 78V75H102V73H101V75L99 74V72H97V70H96V68L99 66V65H102V64H104L105 62H108L106 65L107 66H105V67H108L111 63H113V60H112V57L115 55V51L116 50H118L119 48L118 47H123L124 49H130L131 47H130V44L129 43H127L128 42V40H129V42H131L130 41V39L129 38H131V37H129L128 39H124V41L121 39V38H116V37H118V35L117 34H115V33H110V32H106V33H109V35H108V38L107 39H100V40H98V42L100 41V43H98V44H101L102 43V40H103V43L101 44V45H99L98 46V44H96L97 45V47H100L99 49H97V47L95 46L94 48L95 49H87V45L88 44H90V45H92L93 46V44L95 45V38L97 37V36H99L100 35V32L102 31L101 30V28H99L100 27V25H97V20H96V17L94 16L93 17V19H92V16L90 17L91 19H92V23H90V20L88 19L89 17V15L87 16ZM90 14V13H89ZM100 14V13H99ZM158 13H156V15H157ZM189 14V13H188ZM187 14V15H188ZM220 14H219V16H220ZM3 15V16H2ZM55 15V14H54ZM54 15H52V16H54ZM50 16V15H49ZM58 16V17H59ZM65 16V17H66ZM73 16H75V14L74 15H72L71 16V18L73 17ZM82 16H84V17H82ZM112 16H113V13H112ZM116 16H118V15H116ZM184 16H186V15H184ZM184 16H183V18H181V19H183L184 21H185V18H187V16L184 18ZM198 16V15H197ZM197 16H195L196 18H197ZM224 16V15H223ZM222 16V17H223ZM226 16V15H225ZM239 16V17H238ZM47 17V16H46ZM62 17V16H61ZM61 17H59V18H61ZM127 17V18H126ZM174 17V16H173ZM200 17V16H199ZM221 17V18H222ZM248 17V18H247ZM50 18V17H49ZM52 18H55V17H52ZM57 18V17H56ZM68 18V17H67ZM70 18V17H69ZM68 18V19H69ZM123 18V17H122ZM161 18V17H160ZM191 18H193V17H191ZM195 18V20H191V19H189V20H191V22L193 21V22H195L197 19ZM205 18H203V19H205ZM224 18V17H223ZM250 18V19H249ZM37 19V20H38ZM40 19V20H41ZM48 19V18H47ZM51 19V18H50ZM58 19V18H57ZM64 19H66V18H64L63 17V20ZM67 19V20H68ZM73 19V18H72ZM123 19V20H124ZM153 19V18H152ZM158 19V18H157ZM177 19V18H176ZM179 19V18H178ZM177 19V20H178ZM203 19H202V22H201V20L200 19H198L197 21H196V23H194L193 25H191L190 23V26H191V29L190 30H184V29H188V27L187 28H184L185 27V25L187 24H185L183 27H182V29L180 28V26H178L179 27V29H178V27L176 28V30H177V34L175 33V32H170L172 35H169L168 34V37H174V38H176V36H177V39H174V41L173 42H171L172 44L174 43V45H172L171 44V46H173L172 47V49H169V50H171V53H170V51H168L170 54H172V55H170V54H166V53H164V51H163V48H162V50L160 49V51H162V54L164 53V54H166V55H164V56H167L168 55V57L167 58H169V55H170V60H171V63H169V66H168V64L165 62V60H164V62L166 63V68H165V70H161V72H163V71H165V73L167 74V71H169L170 70V67L172 66V67H174V65H175V67H174V69H181L182 68V66H183V62L185 61H183L182 62V60L181 61H179V59H178V56L180 55L181 57L180 58H182V56L183 55H181V53L182 54H184L185 53V50H184V44L182 43V46L184 47L183 49H182V47H180L181 46V42H180V40H182V39H186V40H190L191 38H195V37H197V36H199V37H197V39L196 40H198V38H202V36H203V39H206L207 38V40H209L208 39V37H205V36H207L208 35V33L204 36V35H202L201 33L202 32H204L205 31V33H206V30H209V28H207V22H206V20H204L203 21ZM225 20H227V17L226 18H224ZM224 19H222V20H224ZM248 19V20H247ZM43 20H45V19H43ZM42 20V21H43ZM55 20V19H54ZM99 20H100V17H99ZM104 20H105V18H104ZM118 20V19H117ZM116 20V21H117ZM119 20H120V18H119ZM154 20V19H153ZM161 20H163V19H161ZM168 20V19H167ZM171 20V19H170ZM182 20V21H183ZM216 20V19H215ZM214 20V21H215ZM223 21L224 23H227V21L229 22V20H227V21ZM46 21V20H45ZM66 21V20H65ZM65 21H62V19H58V20H55V25L58 27V28H60V29H62L63 30V28L65 27V32H67L68 31V28H70V27H68L67 28V26L66 25H68L67 24V21L65 22ZM70 21H71V19H70ZM70 21H68L69 22V24H71L70 23ZM73 21V22H74ZM164 21H165V19H164ZM164 21H162V22H164ZM209 21V20H208ZM248 21V22H247ZM40 22V21H39ZM47 22V21H46ZM52 22H53V20H52ZM78 22V23H77ZM119 22V21H118ZM166 22V21H165ZM200 22V23H199ZM203 22H205L204 24H203ZM221 22V21H220ZM220 22H217V23H220ZM222 22V23H223ZM232 22H233V20L231 21V19H230V23L232 24ZM236 22H233V24L232 25H234L235 26V24H236ZM88 23H90V24H88ZM156 23V22H155ZM154 23V24H155ZM161 23V22H160ZM184 23V22H183ZM197 23H199V24H197ZM209 23V22H208ZM214 23V22H213ZM216 23V24H217ZM221 23V24H222ZM223 23V24H224ZM40 24V23H39ZM43 24V23H42ZM98 24H101V20L100 21H98ZM162 24V23H161ZM165 24V23H164ZM211 24V23H210ZM230 24V25H231ZM75 25H74V27H75ZM103 25V24H102ZM101 25V26H102ZM157 25H158V23H157ZM157 25L155 24L154 26L156 27V28H158L157 27ZM160 25V24H159ZM166 25V24H165ZM220 25V24H219ZM230 26L228 23L227 24H225V26ZM243 25H245V24H243ZM121 26V25H120ZM149 26H152V25H149ZM167 26V25H166ZM204 26V27H203ZM205 26H206V30L204 29L205 28ZM211 26H213V25H211ZM236 26H238L237 24H236ZM104 27V26H103ZM218 27V26H217ZM239 27V28H240ZM43 28V27H42ZM56 28V27H55ZM73 28V27H72ZM71 28V29H72ZM160 28V27H159ZM184 28V29H183ZM243 28V27H242ZM241 28V29H242ZM46 29V28H45ZM66 29H67V31H66ZM204 29V30H203ZM61 30V31H62ZM100 30V31H99ZM146 30V31H145ZM169 30V29H168ZM172 30H175V28L174 29H172ZM175 30V31H176ZM216 30V29H215ZM231 30V29H230ZM229 30V31H230ZM243 30V29H242ZM246 30V29H245ZM248 30V29H247ZM246 30V31H247ZM251 30V31H250ZM41 31V32H40ZM56 31H57V28H56ZM151 31V30H150ZM170 31H171V29H170ZM228 31V36H229V34L231 33V34H233V32H229ZM59 32H60V30H59ZM64 32V31H63ZM64 32V33H65ZM69 32V31H68ZM119 32V31H118ZM126 32H127V30H126ZM130 32H129V34H130ZM132 32V33H133ZM136 32V33H137ZM152 32V31H151ZM151 32H150V34L148 35V36H146L147 38L148 37H150V35H152L151 34ZM161 32V31H160ZM160 32L158 31V33L160 34ZM169 32V31H168ZM208 32V31H207ZM212 32V31H211ZM243 32H244V30H243ZM70 33V32H69ZM68 33V34H69ZM104 33V32H103ZM121 33H123V32H121ZM120 33V34H121ZM44 34H46V33H44ZM57 34H59L58 32H57ZM62 34V33H61ZM115 34V35H114ZM239 34V33H238ZM104 34H102V36H103ZM106 34H105V36H107ZM113 35V36H112ZM117 35V36H116ZM139 35V34H138ZM138 35H136V36H138ZM163 39H166L165 37H164V35H166V32H164L163 34ZM162 35H160V38L156 41V43L160 40V39H162L161 38V36ZM239 35H241V33L239 34ZM238 35V36H239ZM245 35H246V33H245ZM248 35V34H247ZM249 35H250V33H249ZM252 35H250V36H252ZM46 36V35H45ZM44 36V37H45ZM62 36V35H61ZM72 36V35H71ZM101 36V35H100ZM111 36V39L109 40V37ZM131 36H132V34H131ZM225 36H227V35H225ZM224 36V37H225ZM11 38V41H10V43L12 44L11 46H12V49H11V51H8V50H6L5 48H3L2 46H1V43H2V41L4 40V39H6V38ZM73 37V36H72ZM145 37V36H144ZM219 37V36H218ZM230 38L232 37L231 35L229 36ZM234 37V36H233ZM243 37V36H242ZM246 37H248V36H246ZM57 38V37H56ZM64 38V37H63ZM70 38V37H69ZM102 38V37H101ZM147 38H144L142 41H144L145 39H147ZM180 38H182V39H180ZM213 38V37H212ZM228 38V37H227ZM229 38V39H230ZM235 38V37H234ZM234 38H231L232 40L234 39ZM50 39V38H49ZM48 39V40H49ZM94 39V40H93ZM225 39V38H224ZM239 38H237V40H238ZM240 39H241V37H240ZM239 39V41H238V43H235V44H237V45H235V44H233L232 42L230 43V42H228V43H230L231 44V46L232 45H235V46H233V47H235L237 50H238V48H240V47H242V43H240V42H242V40H240ZM244 41H243V43H245L246 42V40L244 39V38H242ZM260 39H262V40H260ZM46 40V39H45ZM47 40V41H48ZM60 40V39H59ZM68 40V39H67ZM91 40H93V41H91ZM107 40V41H106ZM120 40V42H118ZM148 40V39H147ZM155 40V39H154ZM173 40V39H172ZM201 40V39H200ZM62 41V40H61ZM90 41H91V43H90ZM122 41V42H121ZM146 41V40H145ZM163 40H161V42H162ZM166 40H164V42H165ZM168 41V40H167ZM52 42V41H51ZM88 42V43H87ZM163 42V43H164ZM183 42V41H182ZM191 42V41H190ZM206 43H207V41H205ZM205 42H203L202 41V44H200V45H202V46H204V44H205ZM18 43H21V46L20 47H22L23 49H19V51H18V47H19V45H18ZM86 43H87V45H86ZM105 43V44H104ZM220 43V42H219ZM46 44H47V42H46ZM74 44V43H73ZM104 44V45H103ZM129 45V47H128V45ZM190 44V43H189ZM198 43H197V45L196 46H198L199 45ZM212 44V43H211ZM230 44H228L229 45V47H227L228 49H226V47H225V50H223V51H225V53H223V59H224V57L225 56H228L227 54H230V53H226L227 52V50H230V52L232 53V50H231V46H230ZM13 45H15L14 47H13ZM23 45V46H22ZM72 45V44H71ZM164 45H166V42L164 43ZM163 45V46H164ZM168 45V44H167ZM166 45V46H167ZM193 45V44H192ZM225 45V44H224ZM223 45V46H224ZM238 45H239V47H238ZM51 45H49V47H50ZM56 46V45H55ZM55 46H53L54 48H55ZM92 46L90 47V48H92ZM133 46V45H132ZM157 46H159V45H157ZM156 46V47H157ZM166 46H164V48H166ZM170 46V45H169ZM170 46V47H171ZM226 46V45H225ZM237 46V47H236ZM17 47V48H16ZM48 47V48H49ZM88 47H89V45H88ZM156 47H155V49H156ZM168 47V46H167ZM190 47H191V44H190ZM231 47V48H230ZM245 47V46H244ZM53 48V49H54ZM116 48H118V49H116ZM160 48V47H159ZM180 48L182 49V50H184V53H183V51L181 52L180 51ZM197 50L199 49V48H197V47H195ZM203 48V47H202ZM223 48V47H222ZM235 48H234V51L236 52V50H235ZM251 48H253V52H255L256 54H259V56H261V53L259 52H256V51H258V49H256L255 47H253V46H251ZM256 50H255V49ZM157 49H158V47H157ZM156 49V51L155 52H159V50H157ZM168 49V48H167ZM167 49H166V52H167ZM195 49V50H196ZM201 49V48H200ZM224 49V48H223ZM242 49V48H241ZM61 50V49H60ZM66 50V49H65ZM72 50V49H71ZM132 50V49H131ZM195 50H193V51H195ZM221 50L222 49H219V52H221ZM252 50V49H251ZM59 51V50H58ZM68 51V50H67ZM120 51H122V50H120ZM133 51V50H132ZM137 51V50H136ZM187 51H189V49L187 50ZM191 51V50H190ZM222 51V52H223ZM239 51V50H238ZM44 52H46V51H44ZM50 52V51H49ZM55 52V51H54ZM131 52V51H130ZM43 53V52H42ZM47 53V52H46ZM45 53V54H46ZM56 53H57V51H56ZM62 53V52H61ZM133 53V52H132ZM194 53V52H193ZM216 53H218L217 51H216ZM214 51H212V53L211 54H209V56H207L206 54V56L208 57L207 59H206V62L204 61V64L206 63V65H208L207 67H209V64L212 66V64L211 63H209V64H207V60H208V62H210V60H212V62H213V64H214V67L216 68H214L213 66V68L212 67H209V68H211L212 69V71H214L213 72V78H214V76H215V80H216V77H219V76H217L218 74H221L222 76H223V78L225 77V74L226 73H229V75L231 76V74L232 73H234V75L236 74H238V73H235V71H237L238 69H239V66L237 67V63H235V65H234V63H228V65H226V64H224V62H223V60H221V62H223V63H220V61L218 62L217 60H220L221 59V54L219 55V56H217V54H216ZM250 53V54H249ZM58 54V53H57ZM127 54V53H126ZM159 54V55H158ZM157 55L158 56H162V54L159 52ZM187 54H188V52H187ZM190 54V53H189ZM194 54H199V53H194ZM201 54V53H200ZM237 54V53H236ZM236 54H233V55H235V57H236ZM243 54H246V55H244L243 56ZM254 53H251V51L249 50V48H248V53H245V51L244 52H242V55H240V54H238L237 55V57L238 58H241V56H242V58H246V59H249V60H253L254 62H255V58H254V55H253ZM263 54V53H262ZM47 55H49V54H46L45 56H47ZM54 55V54H53ZM132 54H130V56H131ZM212 55H216V57L217 58H214L215 56H213L212 58H211V56ZM233 55H230L229 57H233ZM44 55H43V57H45ZM57 56V55H56ZM60 57L62 56L61 54L59 55ZM128 56V55H127ZM164 56H162V58L164 57ZM190 56V55H189ZM189 56H188V58H189ZM204 56V55H203ZM206 56H205V58H206ZM51 57V56H50ZM59 57V58H60ZM151 57H152V55H151ZM218 57H220V59L218 58ZM255 57H256V55H255ZM153 58V57H152ZM162 58L161 57H159V62H160V60L162 61ZM192 58V57H191ZM209 58H211V59H209ZM228 58V57H227ZM226 58V59H227ZM253 58V59H252ZM115 59V58H114ZM118 59V58H117ZM166 59V58H165ZM190 59V58H189ZM203 59V58H202ZM245 59V60H246ZM31 60L33 61H37L36 63L33 61V65H31L32 63H30L29 64V61L31 62ZM144 60V59H143ZM229 60V59H228ZM228 60H225V62H227ZM240 60H243V59H238V62H240ZM4 63H3V62ZM112 61V62H111ZM122 61V60H121ZM126 61V60H125ZM230 61H231V59H230ZM244 61V60H243ZM253 61H251V62H253ZM44 62V61H43ZM42 62V63H43ZM50 62V61H49ZM109 62H111L110 64H109ZM120 62V61H119ZM164 62L162 61L161 62V65L163 66H165V64H164ZM186 62V61H185ZM195 62V61H194ZM35 63V64H34ZM44 63H46V62H44ZM163 63V64H162ZM203 63V62H202ZM219 63V64H218ZM242 63V62H241ZM241 63H239V64H241ZM26 64H28V67L26 66ZM37 64H39V65H37ZM116 64V63H115ZM125 63H123V65H124ZM171 64V65H170ZM174 64V65H173ZM187 64V63H186ZM189 64H190V62H189ZM195 64L196 63H193V66H195ZM222 64H224V66L222 65ZM243 64V63H242ZM252 64H254V65H256L255 63H251V64H248L249 65V67L251 66V67H254V65H252ZM49 65V64H48ZM117 65V64H116ZM191 65V64H190ZM190 65H188L189 67H190V69L192 68V65L190 66ZM222 67H221V66ZM231 65V66H230ZM244 65V64H243ZM264 65V64H263ZM262 65V68H264V66ZM0 66V67H1ZM30 66V67H29ZM31 66H32V68H31ZM141 66V65H140ZM145 66V65H144ZM146 66H147V64H146ZM168 66V67H167ZM185 66H186V68H185ZM185 66H183V69H189V68H187L188 66L187 65H185ZM232 66H235V67H237V69L236 70H234L233 68H231ZM258 66H260L261 67V64L260 65H258ZM44 67V66H43ZM100 67V66H99ZM104 67V68H105ZM112 67V69H114V70H112L111 72H113V71H116V67L115 66H111ZM114 67V68H113ZM118 67H120V65L119 66H117V68ZM125 67H128V66H125ZM160 67V65L158 66V68ZM203 67V66H202ZM206 67V66H205ZM225 69H224V68ZM229 67L232 69V73L230 74V72H231V69H230V71L228 72V70H229ZM244 66H242V68H243ZM28 68H31V69H29V71H28ZM40 68V67H39ZM39 68H38V70H39ZM122 67H120V69H121ZM144 68V67H143ZM148 68V67H147ZM151 67H149V71H147V72H150V74L152 75V73H151V70H152V68L150 69ZM157 68V69H158ZM163 68V67H162ZM168 68V69H167ZM256 68V67H255ZM35 69H37V68H35ZM40 69H42V67L40 68ZM47 70H48V67L46 68ZM46 69H44V70H46ZM50 69V70H51ZM98 69V68H97ZM119 69V70H120ZM126 69V68H125ZM129 69V68H128ZM190 69L188 70V71H190ZM199 69V68H198ZM201 69V68H200ZM118 70V69H117ZM144 70H147V69H144ZM144 70H142L141 71V74L143 73V71ZM160 70V69H159ZM167 70V71H166ZM187 70H185L186 72H187ZM192 70H193V68H192ZM216 70V71H215ZM233 70H234V72H233ZM239 70H241V69H239ZM28 71V72H27ZM37 71V70H36ZM35 71V72H36ZM108 71H110V70H108ZM123 71V70H122ZM128 71V70H127ZM126 71V72H127ZM155 71H158V70H155ZM155 71H153V73H154V79H156L155 78V76L157 75V72H156V75H155ZM172 71V70H171ZM199 71V70H198ZM38 72V71H37ZM43 72V71H42ZM45 72V71H44ZM100 72H103V71H101V68H100ZM118 72V71H117ZM124 72V71H123ZM146 72V71H145ZM144 72V73H145ZM147 72L145 73V75L147 74ZM173 72V71H172ZM176 72V71H175ZM203 72V71H202ZM201 72V73H202ZM209 72V71H208ZM215 72H216V74H215ZM239 72V71H238ZM39 73V72H38ZM47 75H48V73H49V70H48V73L47 72H45ZM107 73H109L110 74V72H106V75H108ZM144 73L142 74V75H138V77L139 78H141L142 76L144 77ZM224 73V74H223ZM249 73V72H248ZM256 73V72H255ZM103 74H104V72H103ZM162 74V73H161ZM161 74L159 75L160 76V78H158V80H160V79H163L164 80V78H166V77H163V74H162V76H161ZM173 74H174V72H173ZM4 75V76H3ZM33 75V74H32ZM31 75V77H32V79L36 76V73H35V75H33L32 76ZM38 76H39V74H37ZM47 75H44L45 77L47 76ZM64 75V76H63ZM65 75H67V76H65ZM177 75V74H176ZM221 75H220V77H221ZM233 75V76H234ZM245 75V74H244ZM3 76V77H2ZM24 76V77H23ZM43 76V77H44ZM49 76V75H48ZM141 76V77H140ZM158 76V77H159ZM164 76H165V74H164ZM188 76V75H187ZM205 76V75H204ZM228 76V75H227ZM262 76H264V75H262ZM262 76L260 77V79L262 78ZM31 77H29L30 79H31ZM96 77H97V79H96ZM109 77V76H108ZM107 77V78H108ZM146 77V76H145ZM147 77H148V74H147ZM161 77H163V78H161ZM168 77V76H167ZM251 77V76H250ZM19 78V79H18ZM42 78V77H41ZM47 79H48V77H46ZM46 78H44V81L46 80ZM228 77H226L225 79H227ZM230 78V77H229ZM228 78V79H229ZM40 79V78H39ZM51 79V78H50ZM48 80V81H45V84L47 85V82H51V80ZM63 79V78H62ZM66 79V80H67ZM99 79H101V78H99ZM125 79H127V78H125ZM138 79V78H137ZM143 79V78H142ZM145 79H147V78H145ZM167 79V78H166ZM165 79V80H166ZM173 79H175V77L174 78H172V80L171 81H173ZM213 79V80H214ZM227 79V80H228ZM232 79H233V77H232ZM253 79V81L252 82H256L257 80H259V79H255L254 80V78H252ZM34 80H36V78L34 79ZM38 80V79H37ZM37 80L35 81V85H37L38 83H39V81H38V83H37ZM41 80V79H40ZM55 80H61L60 78H58V79H54V80H52V81H54V85H55V82L57 83V85H56V87L58 88L59 87V89H60V85H61V83L60 84H58V81H55ZM79 80V81H80ZM105 80V79H104ZM129 80V79H128ZM148 80L149 79H147V81L146 82H148ZM162 80V82L161 81H158L157 82V84L158 85H160L159 87H158V85L156 84V82H155V84L157 85V91L155 90V88L156 87H153L154 88V94H152V98H154V97H156L157 95H156V93L158 94V96L159 95H161V93L162 94H166L167 95V92H168V90L165 92V91H163V90H165L166 88V86H167V82L168 83H170V84H172L171 83V81L169 80V78H168V81H163ZM213 81L214 83L217 81ZM237 79H234V81H235V84L237 85V84H241V82L239 83H237V81H236ZM32 80H30L29 82H31ZM42 81V80H41ZM43 81V82H44ZM75 81V82H76ZM231 81V80H230ZM33 82V81H32ZM64 82V84H62V86L63 85H66L67 83H69V82H65V81H63ZM70 82H71V79H70ZM73 82V81H72ZM145 82V81H144ZM159 82H160V84H159ZM178 82H179V80H178ZM183 82V81H182ZM190 82V81H189ZM207 82V83H206ZM205 83L206 84H208V85H210L211 87H212V85L214 86V83L213 82H211V78H209L208 79V81H206ZM211 84H210V83ZM251 82V83H252ZM254 82V83H255ZM259 82H261V83H259ZM257 84L255 83V87L252 85V84H254V83H250V81H249V83L250 84H247V86H246V88H248L249 89V87H248V85L251 87L250 89L251 90H254L255 88L257 89L258 88V86L260 87V89H261V85H262V82L263 81H259ZM23 83V85L22 86H25L24 85V82H22ZM34 83V82H33ZM66 83V84H65ZM74 83V82H73ZM77 83H79V82H77ZM76 83V84H77ZM81 83V82H80ZM79 83V84H80ZM140 84H142L141 82H139ZM204 83V84H205ZM225 83V84H224ZM224 83H222V84H224L223 86L225 87V85L227 84V82H224ZM231 83V82H230ZM264 83V82H263ZM27 84H29V83H27ZM27 84H26V86H27ZM51 84V83H50ZM53 84V83H52ZM216 84V83H215ZM229 84V83H228ZM1 85H5V84H2L1 83ZM34 85V84H33ZM34 85V88L35 87H42V86H35ZM39 85H43V83L41 84V82H40V84ZM68 85H70V84H68ZM75 85V84H74ZM74 85H72V86H74ZM131 85V84H130ZM136 85H138V84H136ZM145 86L147 85V84H144ZM174 85V84H173ZM230 86H229V88L231 87V85H233V84H229ZM14 86V85H13ZM20 86V85H19ZM26 86L24 87V88H26ZM31 86H32V83H31ZM53 85H51V87H52ZM78 86V85H77ZM132 86V85H131ZM143 86V85H142ZM170 86V88L172 89V87H171V85H169ZM223 86H217V87H220V88H222ZM237 86H240V85H237ZM253 86V87H252ZM2 87V86H1ZM12 87V86H11ZM29 87V86H28ZM28 87H27V89H26V91L28 90V91H30V89H28ZM43 87H44V85H43ZM48 87H49V85H48ZM54 87V86H53ZM53 87L51 88V91L53 90ZM55 87V88H56ZM119 87V86H118ZM144 87V86H143ZM152 87V86H151ZM151 87H149V89L151 88ZM203 87V86H202ZM205 87V86H204ZM203 87V88H204ZM216 86H215V88H217ZM227 87V86H226ZM9 88V87H8ZM18 88V87H17ZM20 88V87H19ZM23 88V87H22ZM56 88V90H58ZM64 88V87H63ZM71 88H74V87H71ZM135 88H137V87H135ZM153 88H151L150 90H147V91H145L146 93H148V91L149 92H151L152 91V89ZM207 88V87H206ZM228 88V87H227ZM233 88V87H232ZM231 88V89H232ZM245 88V89H246ZM254 88V89H253ZM5 89V88H4ZM16 89V88H15ZM39 89V88H38ZM37 89V90H38ZM46 86L44 87V91L43 92H47V89H49V88H47L46 90ZM61 89H62V87H61ZM67 89V88H66ZM132 89V88H131ZM144 89H146V87H144ZM218 89V88H217ZM222 89H225V88H222ZM238 89H241V87L239 88L238 87ZM244 89V88H243ZM242 89V90H243ZM263 89H264V85H263ZM11 90H13V89H11ZM10 89H9V91L8 90H5V91H2L1 93H0V98L2 99L1 101H0V105H1V103L3 102V100L4 99H8V100H10V99H13L14 100V95L15 94H11V93H15L16 91H14V92H12ZM24 91H25V89H23ZM35 90V89H34ZM36 90V91H37ZM56 90H53V91H56ZM69 90V89H68ZM87 90V89H86ZM105 90V89H104ZM119 90V89H118ZM120 90H121V88H120ZM176 90V89H175ZM175 90H170V91H175ZM247 90V89H246ZM250 90V91H251ZM25 91V92H26ZM27 91V93H28V95L31 93H29ZM41 91V93H42V90H40ZM51 91H48L47 93H49V92H51ZM70 91V90H69ZM71 91H73V90H71ZM132 91V93H135L134 91H133V89L131 90ZM183 91V90H182ZM200 91V90H199ZM205 91V90H204ZM207 91V90H206ZM218 91V90H217ZM225 91H227L226 89H225ZM229 91V90H228ZM226 92V94L227 95H229V93L230 92ZM234 91V90H233ZM240 91V90H239ZM248 92H249V90H247ZM10 92V93H9ZM77 92V91H76ZM75 92V93H76ZM87 92V91H86ZM96 92V91H95ZM159 92V93H158ZM165 92V93H164ZM218 92H220V90L218 91ZM223 92H224V90H223ZM246 92V91H245ZM244 92V93H245ZM264 92V91H263ZM24 93V92H23ZM37 93V92H36ZM74 93V92H73ZM72 93V94H73ZM74 93V94H75ZM78 93H79V91H78ZM77 93V94H78ZM130 94H131V92H129ZM171 93H173V92H171ZM252 93V92H251ZM251 93H249L250 94V96H252L251 95ZM9 94H10V96L12 97H10L9 96ZM20 94H21V92H20ZM40 94V93H39ZM50 94V93H49ZM51 94H53V92L51 93ZM62 94H63V92H62ZM84 94V93H83ZM99 94V93H98ZM126 94H128V92L126 93ZM136 94V93H135ZM174 94V93H173ZM212 94V93H211ZM220 94H223V93H220ZM239 94V93H238ZM23 95V94H22ZM43 95V94H42ZM66 95H67V93H66ZM84 95H86V94H84ZM96 95V94H95ZM132 95V94H131ZM130 95V96H131ZM137 95H139V94H137ZM136 95V96H137ZM145 95H147L144 99H142V100H146V98H149L150 96H149V94H145ZM156 95V96H155ZM196 95V94H195ZM24 96H27V95H24ZM23 96V97H24ZM44 96V95H43ZM42 96V97H43ZM58 96V95H57ZM108 96V95H107ZM125 96V95H124ZM123 96V97H124ZM127 96V95H126ZM130 96H129V101H127L128 99H126V101H127V103H129L131 100L133 101V99H135V100H137L138 99V96L136 97V98H134V96H133V99H130ZM149 96V97H148ZM173 96V95H172ZM198 96V95H197ZM224 96V95H223ZM250 96L248 97V95H247V98H250ZM261 96H263L264 97V93L262 94L261 93ZM258 97V98H262V97ZM8 97V98H7ZM14 97V98H13ZM20 97H22V96H20ZM56 97V96H55ZM67 97V96H66ZM76 97V96H75ZM81 97V93H80V95H79V98ZM83 97V96H82ZM82 97H81V100H82ZM122 97V98H123ZM162 97L163 98H165V95L163 96L162 95ZM177 97V96H176ZM193 97V96H192ZM199 97H200V100H201V97H204L205 99H203V103H204V107H205V109L207 108L209 111H207V112H209L210 113V111L212 112L213 110H216L217 109V105H218V101H219V99H218V95L217 94H214V95H211V96H209V97H206V96H201V95H199ZM235 97V96H234ZM237 97V96H236ZM241 97H243V96H241ZM19 99V97L17 96L16 98H15V101H16V99ZM78 98V96H77V98L76 99H79ZM151 98V97H150ZM229 98V97H228ZM227 97H226V99H228ZM239 98V97H238ZM46 99H47V97H46ZM46 99H45V101H46ZM48 99H49V97H48ZM67 99V98H66ZM73 99V98H72ZM71 99V100H72ZM84 99V98H83ZM125 99V98H124ZM177 99V98H176ZM197 99H198V97H197ZM221 99V98H220ZM251 99H252V97H251ZM262 99H264V98H262ZM60 100V99H59ZM58 100V101H59ZM74 100V99H73ZM122 100V99H121ZM120 100V101H121ZM135 100H134V102H135ZM140 100V99H139ZM148 100V99H147ZM189 100V99H188ZM187 100V101H188ZM199 100V101H200ZM230 100V99H229ZM241 100V99H240ZM253 100V99H252ZM15 101H12V102H15ZM19 101H21V100H18V102ZM61 101V100H60ZM63 101V100H62ZM66 101V100H65ZM64 101V102H65ZM125 101V100H124ZM124 101H122L123 102V105L125 106L126 105V103L124 104ZM131 101V102H132ZM141 101V100H140ZM157 101H159V100H157ZM185 101V100H184ZM199 101H197V103L198 104H200V103H202V102H199ZM234 100H232V102H233ZM250 101V100H249ZM41 102V101H40ZM76 102H77V100H76ZM122 102H121V107H123L124 108V106L122 105ZM179 102V101H178ZM224 102H227L228 104L231 102V100H230V102H228V100H226V101H224ZM231 102V103H232ZM253 102V101H252ZM260 102H261V99H260ZM5 103H8L7 101L5 102V100H4V104ZM25 103V102H24ZM37 103V102H36ZM118 103V102H117ZM137 103H138V100H137ZM140 103V102H139ZM137 104L136 105V108H137V106L139 105V107H140V104ZM146 103V102H145ZM144 102L142 103V106H141V108H139L140 110H142V111H144V107H143V105L145 104ZM156 103V102H155ZM160 103V102H159ZM243 103V102H242ZM261 103H263V105H264V100L261 102ZM31 104V103H30ZM45 104V102L43 103V105ZM53 104V103H52ZM57 104V103H56ZM70 104H72L71 102H70ZM116 104V103H115ZM196 104V103H195ZM223 104V103H222ZM254 104V103H253ZM3 105V104H2ZM15 105V104H14ZM62 105H63V103H62ZM73 105V104H72ZM74 105H76V104H74ZM114 105V104H113ZM131 105H133V103L131 104ZM162 105V104H161ZM191 105V104H190ZM236 105V104H235ZM246 105V104H245ZM12 106V105H11ZM30 106V105H29ZM46 106V105H45ZM47 106H49V105H47ZM51 106V105H50ZM115 106H119V108H121L120 107V103L117 105H115ZM114 106V107H115ZM133 106H135V105H133ZM177 105H175V107L174 106H172V107H166V110H167V112L169 113V110H170V113L168 114L167 112L165 113V112H163V113H165L164 115L166 116V118H165V116H162V117H164V118H161V119H163L162 121H159L158 120V118L157 117H154V116H151L152 117V119L153 118H157V119H155L154 121H153V123L155 124V127H154V129H152V125L150 126V128L148 129V133H145V135H143V138L141 139V138H139V139H137L138 138V136L136 135V139H137V141L138 140H140V141H142V140H144L143 141V143H142V147H144V146H149L150 147V149L148 150V153H150V156H148V155H146V153H145V155H146V157L147 158H145V159H142L141 160V162H139V163H136V165H135V162L133 163L132 162V165L130 164H127V165H129L128 166V171L127 172H129L128 174L129 175H127L128 177H129V179H128V177H127V180H126V183H125V189H124V191H125V193H122L123 195L125 194V195H127V196H125V198L123 199V197H122V199H121V196H123V195H121L120 196V200H118V199H116V203H117V200L120 202H118L119 203V205H118V203L115 205V206H112L111 208L110 207H108L107 209L106 208H104L105 209V211H104V213L102 214V211L100 210V212H101V214H102V217H100V215L101 214H94L95 216L94 217H96V216H98L99 217V220H98V222H97V219L98 218H95L94 219V221H92L93 219H89V221H86V222H89V224H87V225H85V221H83L84 220V217H83V220L82 221H80V223H84L83 225H81L80 223H79V220L77 221V223H75V224H71V225H69V230H67V233H68V235L69 236H65V238H67L68 239V244L74 249V250H76V251H73V252H77L78 254L77 255H75V256H77V261L79 260V264H86V262H85V260H87V259H89V261L91 262V259L93 260V257L94 256H92V255H95V256H97L96 258L98 259V258H100L101 259V264L103 263L104 264V262H107V264H118L119 262V260L121 261L120 262V264L121 263H123V259L122 258H120L119 260L116 258V259H114V255L113 254H111V252L114 250V247L117 245V244H119V243H117L114 247H110L109 246V243L108 242H105V241H108L109 239H106L107 237H105L106 235L108 236H111L110 234H108V231L110 230L109 228H107L108 226H112V225H114L115 224V226H117L116 227V229L114 230V232H121V234L123 233V234H125L126 236H127V233H132V231L134 232V233H136L135 234V237L137 236V239H138V241H137V244H139V246H143V248H144V253H142V255H136V254H134L132 251L133 250H130V249H128V251H131V252H128L127 253V255H126V257L124 258V264H162L163 263V261L166 263V264H198V262L197 261H201V262H203V264H254V263H256V264H264V242H262V241H264V239H262L261 240V236L263 235L264 236V220H263V218H261L263 215L262 214H264L263 212H264V117H262V116H264L263 114H262V116L261 117H256L257 119H259L260 120V118H262L261 120H263V121H258L257 119H255L254 121H251V120H253L254 119V115L252 116L253 117V119H250L249 121L250 122H252V123H250L249 121V123L247 122V118H249V117H247V116H245L246 117V119H243V122L244 121H246V124H244V123H242V119H241V123L239 124V122H235V120L233 121V120H231V121H233V122H231V124L229 123V125H228V123H225L224 125H222V124H218V122H216L215 124H218L219 126L220 125H222V128H223V126H224V128H227L228 126L229 127H231L233 124H234V122H235V124L233 125V126H235L233 129H231V128H228V129H226L225 131H224V128L222 129H220V127L218 126V125H214V124H210L209 126L207 125V128H209V129H212V127L214 128L215 126V129L214 130H212V132H210V130H208V129H206L205 128V125H203L204 126V128H201L200 129V127H201V125H200V127H199V129L200 130H194V128H191V127H193V126H190V131L189 130H183V131H185L186 132V134L184 133H182L183 131L181 130L180 131V127H179V131H180V133H179V135L182 133L183 134V136L181 135V136H175L176 134H178V128H177V130L175 131L174 130V133L175 132H177L176 134H174V136L172 135V136H170V137H172V139L169 137V135H167V136H165L164 135V137H163V134L164 133H162V127L163 126H165V125H167V123H168V125H170V124H172V121L174 122V124L175 123H177L178 121L177 120H179L178 118H180V120H182L181 119V117H182V115H179L180 113L179 112H181V113H183L184 111H188L189 113H190V111L191 110H193V109H191L190 111L188 110L189 108H187V110H186V108H184V111H182V108H178V107H176ZM186 106V105H185ZM192 106V105H191ZM194 106H196V105H194ZM201 106V105H200ZM228 106V105H227ZM226 106V103H225V107H223V109L225 108V112H227L228 111V107ZM232 106V105H231ZM18 107V106H17ZM26 107H27V104H26ZM34 107H35V105H34ZM39 107V105H37V108ZM52 107V106H51ZM69 107V106H68ZM111 107H113V106H111ZM125 107H127V105L125 106ZM132 107V106H131ZM143 107V108H142ZM147 107H149V106H147ZM160 107V105L159 106H155V108L157 109V108H159ZM162 107H164V106H161V108ZM228 109H227V108ZM237 107V106H236ZM261 107V106H260ZM4 108V107H3ZM36 108V107H35ZM119 108H118V110H119ZM122 108V109H123ZM128 108H130V104L128 105ZM135 108V107H134ZM153 108V107H152ZM172 108H174L173 110H172ZM248 108V107H247ZM262 108H264V107H262ZM45 109H46V107H45ZM48 109H50V108H48ZM149 109H150V107H149ZM169 109V110H168ZM175 109H176V111H175ZM201 109V108H200ZM206 109V110H207ZM246 109V108H245ZM14 110V109H13ZM22 110V109H21ZM145 110H146V108H145ZM150 110H152V109H150ZM165 110V111H166ZM178 110H180V111H178ZM205 110V111H206ZM236 110H238L237 108H236ZM252 110V109H251ZM42 111V110H41ZM107 111V110H106ZM162 111V110H161ZM217 111V110H216ZM249 111V110H248ZM22 112V111H21ZM27 112H28V109H27ZM34 112H35V110H34ZM34 112H32V113H34ZM39 112V111H38ZM94 112V111H93ZM108 112H109V110H108ZM107 112V113H108ZM138 112H141V111H138ZM145 112H147V110L145 111ZM145 112H142V113H144V117H142V118H140V119H142L143 121H146L145 123H147V119L148 118H146V116L148 117H150V115L148 114V112H147V114H146V116H145ZM153 112V111H152ZM155 112H157V110L155 111ZM155 112H153V114L155 113ZM160 112V111H159ZM159 112H158V115H159ZM173 112V113H172ZM174 112H176V113H174ZM188 112H187V114H188ZM197 112V111H196ZM199 112H201V111H199ZM214 112V111H213ZM218 112L220 113L221 111L220 110H218ZM239 112H242V114H243V111H239ZM43 113V112H42ZM68 113V112H67ZM71 113V112H70ZM72 113H74V112H72ZM102 113V112H101ZM103 113H105V112H103ZM106 113V114H107ZM142 113H140V114H142ZM177 113H179L178 114V116H180V117H177V119L175 118L176 116H177ZM247 113V112H246ZM246 113H244L245 115H246ZM29 114H31V113H29ZM35 114V113H34ZM88 114V113H87ZM92 114V113H91ZM106 114H104L105 115V118L107 119V115ZM150 114H151V112H150ZM221 114V113H220ZM226 114H228V113H226ZM230 114H231V111H230ZM248 114V113H247ZM46 115V114H45ZM73 115H75V113L73 114ZM96 115V114H95ZM109 115H110V112H109ZM108 115V117L110 118V116ZM173 115H174V118H173ZM184 115V114H183ZM192 115V114H191ZM187 115V116H189V119L191 118V119H195V117H197V116H195V117H193L194 115ZM216 115V114H215ZM223 115V114H222ZM30 116V115H29ZM29 116H28V118H27V120L29 119ZM40 116V115H39ZM38 116V117H39ZM60 116V115H59ZM186 116V118H188ZM230 116V115H229ZM238 116H239V114H238ZM242 116H244V115H242ZM18 117H19V115H18ZM31 117V122L29 123V121H27V123H29V125H32L33 126V124L32 123H34L35 122V119L33 118V117H35V116H30ZM45 117V116H44ZM51 117V116H50ZM68 117V116H67ZM90 117V116H89ZM97 117H99V116H97ZM118 117V116H117ZM120 117V116H119ZM119 117H118V119H119ZM200 117V116H199ZM223 117V116H222ZM226 117H227V115H226ZM235 117V116H234ZM233 117V118H234ZM20 118H21V116H20ZM40 118V117H39ZM63 118V117H62ZM87 118V117H86ZM108 118V119H109ZM111 118H112V116H111ZM127 118V117H126ZM160 118V117H159ZM185 118V119H186ZM198 118V117H197ZM240 118V117H239ZM239 118L237 117V119H238V121H239ZM251 118V117H250ZM42 119H43V117H42ZM42 119H39V120H42ZM57 119H58V117H57ZM71 119V118H70ZM88 119H90V120H92L91 118H88ZM87 119V120H88ZM113 119V118H112ZM129 119V118H128ZM134 119H136V118H134ZM151 119V118H150ZM174 119V120H173ZM230 119V118H229ZM236 119V120H237ZM119 120H122L123 121V117H122V119L120 118ZM149 120V119H148ZM187 120V119H186ZM185 120V121H186ZM205 120V119H204ZM43 121V120H42ZM41 121V122H42ZM60 121H62V119L60 118ZM106 121V120H105ZM122 121H120V122H122ZM142 121V122H143ZM150 121V120H149ZM149 121H148V124H149ZM159 121V122H158ZM176 121V122H175ZM188 121V120H187ZM217 121V120H216ZM227 121V120H226ZM256 121V122H255ZM25 122V121H24ZM24 122H23V124H24ZM57 122V123H56ZM58 120L57 121H53V125H54V123H55V125L56 124H58ZM104 122V121H103ZM135 122H137V120H135ZM141 122V121H140ZM181 122V121H180ZM180 122H178L176 125H178ZM182 122H183V120H182ZM181 122V123H182ZM192 122V121H191ZM221 122V121H220ZM26 123V122H25ZM60 123V122H59ZM62 123V122H61ZM60 123V124H61ZM87 123H88V121H87ZM95 123V122H94ZM134 123V122H133ZM144 123V122H143ZM143 123H139V124H143ZM194 123V122H193ZM203 123V122H202ZM212 123H213V121H212ZM4 124V123H3ZM63 124V123H62ZM85 124V123H84ZM137 124H138V122H137ZM242 124V125H241ZM41 125V124H40ZM39 125V126H40ZM54 125V126H55ZM64 126L63 127H65V125L66 126H68L67 124H63ZM187 125V124H186ZM193 125V124H192ZM214 125V126H213ZM228 125V126H227ZM239 125H241V127L239 126ZM31 126V127H32ZM34 126L36 127V128H39V127H37L36 125H35V123H34ZM84 126V125H83ZM142 126V125H141ZM173 126V125H172ZM182 126H184V125H182ZM202 126V127H203ZM6 127V126H5ZM24 128H26V127H28L27 125L25 126H23ZM23 127H17V128H14V133H13V135L14 134H17V133H19L20 132V134H21V136H23V131H25V129L22 131V128ZM30 127V126H29ZM35 127L34 128H32V129H35ZM51 127H52V124H51ZM58 127V126H57ZM56 127V128H57ZM108 127V126H107ZM121 127V126H120ZM130 127V126H129ZM140 127V126H139ZM197 127V128H198ZM218 127V128H217ZM156 128V129H155ZM189 128V127H188ZM217 128V129H216ZM47 129H51L50 127L48 128L47 127ZM85 129V128H78V131H80V132H83V130ZM143 129V128H142ZM6 130V129H5ZM39 130V129H38ZM82 130V131H81ZM168 130V129H167ZM23 133H22V132ZM32 131V130H31ZM169 131V130H168ZM187 131H189V132H187ZM195 131H197V132H199V133H196ZM29 132V131H28ZM34 132H35V130H34ZM66 132V131H65ZM64 132V133H65ZM77 132V131H76ZM79 132V133H80ZM195 132V133H194ZM33 133V132H32ZM38 133V132H37ZM37 133H35V135H33L34 136V140L33 139H30L31 141H33L34 142V144L36 143V144H38V142L41 140V138H40V135H41V133H42V131L40 132L39 131V133L37 134ZM48 133V132H47ZM46 133V134H47ZM75 133V132H74ZM170 133V132H169ZM6 134V133H5ZM8 134V133H7ZM20 134H19V136H20ZM57 134V133H56ZM67 134V133H66ZM68 134H69V132H68ZM144 134V133H143ZM99 135V134H98ZM98 135H97V138H98ZM17 136H18V134H17ZM26 136L27 135H25V138H26ZM47 136V135H46ZM49 136V135H48ZM68 136H70V135H68ZM87 136V135H86ZM85 136V137H86ZM91 137H92V139H91V137L89 138V136L88 137H86L87 138V143H86V146H87V144L88 145H90L89 143H91V141L89 140V139H91L93 142H94V140H95V145H96V141H97V144H99L98 143V140H96V136H95V139H93L94 138V135H90ZM227 136V137H226ZM7 137V136H6ZM50 137V136H49ZM62 137H64V135L62 136ZM61 137V138H62ZM139 137H141V136H139ZM174 137H175V139H174ZM176 137H178V138H176ZM3 138H5V137H3ZM13 138H16V136H13ZM66 138V137H65ZM85 138V139H86ZM2 139V138H1ZM17 139V138H16ZM20 139V138H19ZM40 139V140H39ZM53 139V138H52ZM64 139V138H63ZM69 138H67V140H68ZM131 139H134V138H131ZM161 139V140H160ZM174 139V140H173ZM57 140H59V139H57ZM70 140V139H69ZM128 140V139H127ZM3 140H1V142H2ZM10 141V140H9ZM66 141V140H65ZM82 141H83V139H82ZM90 141V142H89ZM27 142H29L28 144L30 145V141H27ZM27 142H26V145H27ZM33 142H31V143H33ZM89 142V143H88ZM92 142V143H93ZM129 142V141H128ZM151 142V144H149L148 145V143H150ZM3 143H4V141H3ZM6 143H8V141L6 142ZM10 143V142H9ZM40 143H42V142H40ZM52 143V142H51ZM50 143V144H51ZM80 143V142H79ZM78 143V144H79ZM11 144V143H10ZM23 144H24V142H23ZM49 144V146L51 147H53V145H50ZM53 144V143H52ZM57 144V143H56ZM6 145V144H5ZM20 145V144H19ZM25 145V146H26ZM43 145H45V147L47 148V146H46V144H43ZM80 145H82V144H80ZM79 145V146H80ZM137 145V144H136ZM138 145H140V142L138 143ZM55 146V145H54ZM57 147H58V144L56 145ZM55 146V147H56ZM71 146H72V148H73V146L74 147H76L75 145H72L71 144ZM86 146H84V147H81V148H86ZM5 147V146H4ZM27 147V146H26ZM30 147H32V148H34L35 146L33 145V146H30ZM37 147L38 146H36V148L35 149H37ZM51 147V148H52ZM147 147H146V149H147ZM21 148V147H20ZM31 148V149H32ZM44 148V147H43ZM46 148H44V149H46ZM54 148V147H53ZM152 148V149H151ZM57 149H59V148H57ZM61 149V148H60ZM73 149H75V148H73ZM140 149V148H139ZM38 150V149H37ZM42 150V149H41ZM51 150V149H50ZM53 150V149H52ZM54 150H56L55 148H54ZM53 150V151H54ZM82 150V149H81ZM94 150V149H93ZM128 150H130V149H128ZM134 151V148L133 149H131V152H133ZM151 150V151H150ZM30 151V150H29ZM57 151V150H56ZM59 151V150H58ZM61 151V150H60ZM59 151V152H60ZM76 151H79V149L77 148L76 149ZM139 150H137V152H138ZM150 151V152H149ZM50 152H52V151H50ZM55 152V151H54ZM123 152V151H122ZM128 153H129V151H127ZM130 152V153H131ZM12 153V152H11ZM15 153V152H14ZM78 154H79V152H77ZM125 153H126V151H125ZM129 153V155L130 156H132L131 154ZM134 153V152H133ZM142 153V152H141ZM5 154V153H4ZM8 154V153H7ZM72 154V153H71ZM135 154H136V152H135ZM140 154V153H139ZM144 154V153H143ZM41 155V154H40ZM74 155V154H73ZM142 155V154H141ZM5 155H3L1 152H0V171L2 170L3 171V165H4V163H6V161H9V160H7V157H4ZM11 156V155H10ZM35 156V155H34ZM37 156V155H36ZM45 156V155H44ZM120 156H122V155H120ZM136 156V155H135ZM138 156V155H137ZM9 157V156H8ZM26 157V156H25ZM40 157V156H39ZM66 157H68V156H66ZM75 157V156H74ZM17 158V157H16ZM27 158V157H26ZM71 158V157H70ZM8 159H10V158H8ZM12 159V158H11ZM10 159V160H11ZM33 159V157L31 158V159H29V160H32ZM74 159V158H73ZM139 159V158H138ZM13 160V159H12ZM44 160V159H43ZM68 160V159H67ZM72 160V159H71ZM124 160V159H123ZM33 162H30V164L29 165H31V163L34 165H36L37 163L36 162H34V160H32ZM41 161V160H40ZM72 161H76L75 159L74 160H72ZM128 161V160H127ZM126 161V162H127ZM11 162V161H10ZM44 162H46V160L45 161H43L42 163H44ZM8 164H9V162H7ZM39 163H41V162H39ZM66 164H68L67 162H65ZM64 162L62 163V164H65ZM123 163V162H122ZM130 163H131V161H130ZM28 164V163H27ZM6 165V164H5ZM15 165V164H14ZM13 165V166H14ZM16 165H18V164H16ZM34 165V166H35ZM51 165V164H50ZM57 166H61V167H63V165H60V164H56ZM68 165H70V163L68 164ZM72 165V164H71ZM71 165H70V167H71ZM127 165H125L126 167H127ZM134 165V166H133ZM19 166H20V164H19ZM24 166V165H23ZM32 166V165H31ZM73 166V165H72ZM18 167V166H17ZM26 167H27V165H26ZM58 167V168H59ZM21 168V167H20ZM41 168V167H40ZM69 168V167H68ZM123 168V167H122ZM204 168H209L210 170H212L213 171V175H207V174H209V173H207L206 174V172H205V174L204 175H207V176H204L203 174H201V172L203 171L202 169H204ZM15 169V168H14ZM18 169V168H17ZM16 169V170H17ZM21 169H23V168H21ZM36 169V168H35ZM45 169V168H44ZM44 169L42 170V172L44 171ZM69 169H72V167L71 168H69ZM121 169V168H120ZM126 169V168H125ZM124 169V170H125ZM256 169V171H258V170H260L259 172H260V174H258L257 176H256V178H255V176H254V173L250 176V174L252 173L251 172V170H253V172H254V170ZM49 170V169H48ZM51 170V169H50ZM73 170V169H72ZM208 170V169H207ZM1 171V172H2ZM21 171V170H20ZM28 171V170H27ZM59 171H61V170H59ZM248 171H249V173H248ZM1 172H0V264H3L2 262L4 261V259H3V261H2V252L4 253V251H7V254H8V252L10 251H8V249H6V250H4L5 249V247L7 248V246H8V248H9V244H11L9 241V243L7 242V244H6V240H5V237H4V225H3V223H5V222H7L6 224H8V225H10V223H12V225H14V222L15 221H17V220H14V222L10 219V220H8L7 221V219H5L6 221L4 222V220H3V218H2V206H4V204H3V202L5 201L4 200V198H3V196H4V183L6 184V180H5V182L3 181V179H2V177H3V175H2V177H1ZM6 172V171H5ZM37 172V171H36ZM39 172V171H38ZM63 172V171H62ZM3 173V172H2ZM24 173V172H23ZM33 173V172H32ZM44 173H46L47 174V172H45L44 171ZM51 173H53L52 171H51ZM60 173V172H59ZM7 174V173H6ZM19 174V173H18ZM21 174V173H20ZM46 174H45V176H46ZM49 174V173H48ZM61 174V173H60ZM17 175V174H16ZM26 175V174H25ZM246 175H248V176H246ZM9 176V175H8ZM15 176V175H14ZM23 177L22 176V174L21 175H17V176H15V179H16V185L15 186H17L18 188L21 186V184H23V183H25V181H27L25 178H21V177ZM49 176V175H48ZM56 176V175H55ZM50 177V176H49ZM245 177H248V179L246 180V178ZM249 177H251L250 179H249ZM254 177V178H253ZM5 178V177H4ZM33 178V177H32ZM34 178H35V176H34ZM41 178H43V175H42V177ZM41 178H40V181H42L41 180ZM46 178V177H45ZM45 178H43L44 180H45ZM58 178V180H59V177H57ZM56 177L55 178H53V176H51L50 178H46V180L48 181V182H50V181H54V179H57ZM22 179H25L24 180V182H22L23 180ZM36 179H37V177H36ZM36 179H34V180H36ZM77 179V178H76ZM33 180V181H34ZM45 180V181H46ZM50 180V181H49ZM65 180V179H64ZM9 181V180H8ZM21 181V182H20ZM32 181V184H28V185H34L35 184V186H33V187H39V188H37V189H35L34 191H42V193H44V191L46 192V194L48 193H55V191H57L56 189L58 188L57 186L58 185H62V184H60V183H56V185L53 183V181H52V184L53 185H55V188H54V186L53 187H50V185L48 186V184H47V186L46 187H49V188H51V189H48L47 190V188L44 186V189H42L41 190V187L45 184L44 182L42 183H40L39 181H38V179H37V181H35V182H33ZM124 181V180H123ZM123 181H121V184H122V182ZM213 182L214 184H216L215 186H216V190L213 188V187H211L210 188V190L212 189V190H214V191H210V190H206V188H205V190H206V192L205 191H203V186L204 187H206L207 185V183H208V185H210L211 186V184H209V182ZM14 182V183H15ZM18 182H19V184H18ZM37 182V183H36ZM47 182V183H48ZM117 182V181H116ZM125 182V181H124ZM207 182V183H206ZM8 183V182H7ZM34 183V184H33ZM27 184V183H26ZM64 184H67V182H64ZM106 184V183H105ZM46 185V184H45ZM213 185V184H212ZM63 186V185H62ZM67 186H69L68 184L66 185V187ZM8 187V186H7ZM11 187V186H10ZM12 187H14V185H12ZM32 187V188H33ZM66 187H65V189H66ZM217 187H222L223 188V190H220L219 188H217ZM25 188V187H24ZM166 188H170L171 189V193L170 194H165L164 193V191H167L166 190ZM12 189V188H11ZM39 189V190H38ZM54 189V190H53ZM60 190H58V192H60L62 189H63V191H64V188H59ZM68 190L67 191H71V190H69V188H67ZM165 189V190H164ZM209 189V188H208ZM49 190H50V192H49ZM76 190V189H75ZM75 190H72V191H75ZM117 190V189H116ZM120 190H121V188H120ZM11 191V190H10ZM32 191H33V189H32ZM38 192V193H39ZM57 192V193H58ZM76 192V191H75ZM118 192H119V190H118ZM117 193V192H116ZM7 194V193H6ZM9 194V193H8ZM37 194V193H36ZM70 194H72V192L70 193ZM113 194V193H112ZM41 195V194H40ZM43 195V194H42ZM51 195H54L52 198L54 199V198H56L55 197V194H51ZM60 195V196H59ZM59 195H58V198H56L57 199V202H58V204H60L61 206H62V203L63 202H65L64 204L65 205H68V204H71V205H73V204H75V202L77 201L76 199L74 200V199H72V198H70L69 199V195H68V197H65V196H63V192L62 193H59ZM116 195V194H115ZM13 196V195H12ZM57 196V195H56ZM72 197H73V194L71 195ZM70 196V197H71ZM76 196V195H75ZM77 197V196H76ZM76 197H73V198H76ZM11 198V197H10ZM10 198H8V199H10ZM69 200H68V199ZM114 198V197H113ZM203 198H205L204 200L207 202V199H208V205H210V207L212 208V213H213V211H215L216 212V216L214 217V219L213 220H211V218L210 219H205V217L206 216H204L205 214H204V212H202L201 213V210L202 209H204L205 208V206H203L204 208H202V205H204V204H202L203 203V201L201 200V199H203ZM207 198V199H206ZM16 199V198H15ZM55 199V200H56ZM78 199V198H77ZM49 200V199H48ZM73 200L75 201V202H73ZM121 200H122V202H121ZM21 201V200H20ZM67 201H69V202H67ZM202 201V202H201ZM23 202V201H22ZM21 202V203H22ZM49 202V201H48ZM53 202V201H52ZM52 202H49V203H51V205H50V207H52V208H56V206L54 205V203H52ZM106 202V201H105ZM104 202V203H105ZM68 203V204H67ZM77 203V202H76ZM127 204V206H126V204ZM3 204V205H2ZM19 204V203H18ZM44 204H46L47 205V202L45 203L44 202ZM43 204V205H44ZM100 204V203H99ZM113 204H115V201H114V203ZM120 204H122V205H120ZM125 204V207H131V208H133L134 206L135 207H137L136 209H139V211H136V209L134 210V209H132V211H136V213H134L133 212V214H132V216H130V217H128V215L126 214L127 213V211L125 212V215H127V219L125 218L124 219V217L121 215V211H120V208L121 207H123V205ZM179 204H180V206H179ZM202 204V205H201ZM5 205H7V204H5ZM24 205V204H23ZM57 205V204H56ZM105 205V204H104ZM133 207H132V206ZM206 206H207V204H205ZM59 206V205H58ZM96 206V205H95ZM178 206V207H177ZM181 206H182V208H185V209H182L181 208ZM21 207V206H20ZM39 207V206H38ZM41 207H42V205H41ZM60 207V206H59ZM58 207V208H59ZM67 207V206H66ZM65 207V208H66ZM93 207V206H92ZM180 207V208H179ZM14 208V207H13ZM12 208V209H13ZM17 208V207H16ZM34 208V207H33ZM71 208H72V206H71ZM74 208V207H73ZM73 208H72V210H73ZM101 208V207H100ZM208 208H209V206H208ZM207 208V209H208ZM210 208V209H211ZM51 209V208H50ZM57 209V208H56ZM56 209H54V210H56ZM91 209V208H90ZM94 209V208H93ZM96 209V208H95ZM98 209V208H97ZM104 209H102V210H104ZM124 208H122V210H123ZM128 209V208H127ZM126 208L123 210V211H125V210H127ZM178 209H182L183 211H185L186 210V212H185V214L181 217L180 216V214H179V212H178ZM209 209V210H210ZM17 210V209H16ZM15 209H14V211H16ZM19 210V209H18ZM38 210V209H37ZM37 210H36V212H37ZM54 210H53V212L52 213H54ZM65 210V209H64ZM130 210V209H129ZM12 211V210H11ZM51 211H52V209H51ZM62 211V210H61ZM80 211V210H79ZM83 211V210H82ZM120 211V212H119ZM132 211H129V212H132ZM163 211H165L166 213H171L170 215L171 216H178L177 218L178 219H174V220H172V219H170V218H168V216H167V219L166 218H164L166 215H163V214H165V212H163ZM174 211H176V213L174 212ZM206 211V210H205ZM13 212V211H12ZM11 212V213H12ZM17 212V211H16ZM14 213L13 212V215H16L17 214V216H19L18 215V213L19 212H17V213ZM40 212V211H39ZM66 212V211H65ZM84 212V211H83ZM87 212V211H86ZM94 212V211H93ZM128 212V213H129ZM137 212H139V214L137 213ZM33 213H35V212H33ZM41 213V212H40ZM64 213V212H63ZM67 213V212H66ZM98 213V212H97ZM120 213V214H119ZM161 213V214H160ZM8 214H9V212H8ZM35 214H37L38 215V213H35ZM34 214V215H35ZM79 214V213H78ZM85 214V213H84ZM136 214H138V215H136ZM159 214H160V217H158L159 216ZM173 214V215H172ZM202 214V215H201ZM214 214V213H213ZM231 214V216H229ZM259 214H260V217H259ZM43 215V214H42ZM82 215H83V213H82ZM119 215H120V217H119ZM135 215V216H134ZM9 216V218H11V214L10 215H8ZM7 216V217H8ZM39 216H41L40 214H39ZM91 216V215H90ZM202 216V217H201ZM226 216H228V217H226ZM13 217V216H12ZM23 217V216H22ZM34 216H32V218H29V219H31L34 223H36L35 222V220L37 221V219H39V217L38 218H36L35 220H34V218H33ZM43 217H46V216H43ZM42 217V218H43ZM93 217V216H92ZM123 217V218H122ZM162 217V218H161ZM176 217H174V218H176ZM210 217V216H209ZM229 217H231L232 219H229ZM8 218V219H9ZM91 218V217H90ZM12 219H14V218H12ZM80 219V218H79ZM87 219V218H86ZM85 219V220H86ZM160 219H165V223H163L164 221L163 220H160ZM173 221V223L170 221ZM91 220V221H90ZM96 220V221H95ZM157 220H160L161 221V224H159V223H157V224H155L156 222H158ZM167 220V221H166ZM169 220V221H168ZM10 221V222H9ZM156 221V222H155ZM163 221V222H162ZM174 221H176V222H174ZM25 222V221H24ZM29 222V221H28ZM168 222V224H167V226L168 225H170V228L172 227V228H174V230H175V232H176V234H175V236L172 238L173 240H174V238H175V241H176V244H170L171 245V249L173 250L171 253L170 252H168L169 251V248H170V245H166L165 244V242H166V239H165V237L164 236H166V238L168 239V238H170V236H171V232H172V235H173V232H174V230L173 231H171V232H165V233H163V231H162V229H163V227H161L163 224L164 225H166V223ZM18 222H15V224H17ZM32 223V222H31ZM41 224V222L40 221H37V224ZM72 223V222H71ZM169 223H171V224H169ZM5 224V225H6ZM36 224V226H38ZM64 224V223H63ZM69 224V223H68ZM174 226H173V225ZM11 225V227H14V226H12ZM154 225V226H153ZM172 225V226H171ZM17 226V225H16ZM18 227H19V224H18ZM21 227V226H20ZM28 227H30V226H28ZM41 227V226H40ZM225 227V229H227L226 231L225 230H223L222 231V229ZM227 227V228H226ZM17 228V227H16ZM135 228V229H134ZM169 228V227H168ZM165 230L167 229V227L166 228H164ZM25 230V229H24ZM64 229H62V232H64L63 231ZM170 230V229H169ZM6 231V230H5ZM8 231V230H7ZM55 231H58V229H55ZM54 231V232H55ZM60 231V230H59ZM69 231V232H68ZM111 231V230H110ZM109 231V232H110ZM136 231H138V232H136ZM61 232V231H60ZM140 232V233H139ZM174 232V233H175ZM24 233V232H23ZM25 233H27V232H25ZM24 233V234H25ZM57 233V232H56ZM224 233H226L229 237H230V240H229V242L227 243V244H220L221 246H223V247H220V246H218V247H220L219 248V251H221V253L218 251V252H216V249H218V247L217 246H213L212 245V243H213V241H214V239H215V243L217 242L216 240H217V237L218 236H220V237H222L223 235L224 236H226ZM31 234V233H30ZM121 234L119 233V235L118 236H120V237H123V236H121ZM122 234V235H123ZM138 234H142V235H138ZM169 234V235H168ZM58 235V234H57ZM95 235H97V236H103V237H97L96 236V239L98 240H101L100 242H98V243H100V246L101 245H104V243L103 242H105V244L109 247V248H111L112 249V251H110L111 249H109V251L110 252H108V250L106 249V245L103 247V248H101L100 246V248H97V249H95L94 250V248H93V250H91L92 252L90 253H88V248L85 246V248H86V250H85V248H84V244L83 245H81L82 243H84L86 240H84L83 238H85L86 237V239L88 240V238H93ZM132 235V234H131ZM134 235V234H133ZM132 235V236H133ZM169 237H168V236ZM31 237H32V235H30ZM52 236V235H51ZM60 236V235H59ZM114 236V235H113ZM112 236V237H113ZM31 237H29V234L26 236L25 235V239L27 238H29V239H31ZM56 237V236H55ZM88 237V238H87ZM119 237V238H120ZM134 236H133V238H135ZM143 237V238H142ZM150 239V237L152 238V237H155V238H157V243H153V241L154 240H152L151 242L149 241V239ZM172 237V236H171ZM9 238V237H8ZM57 239L59 238L58 236L56 237ZM56 238L54 239V240H56ZM60 238H62V237H60ZM65 238L62 240V241H64L65 240ZM111 238V237H110ZM118 238V241H120V243H122L121 242V238L119 239ZM143 239V241L141 242L140 241V239ZM260 238V239H259ZM7 239V238H6ZM53 239V238H52ZM103 239H106V240H103ZM123 239V238H122ZM131 239H132V237H131ZM141 239V240H142ZM147 239H148V242H147ZM171 238L169 239V241L171 242H173V240H172ZM221 239V238H220ZM14 240V239H13ZM16 240V239H15ZM15 240H14V242H15ZM33 239H31V241H32ZM60 240V239H59ZM59 241L60 243H67L66 241L65 242H62V241ZM82 240H84V242H82ZM93 240H94V238H93ZM133 240V239H132ZM151 240V239H150ZM156 240V239H155ZM25 241V240H24ZM51 242H53L52 240H50ZM123 241V240H122ZM136 241H132L133 242V244H135L136 243ZM212 241V242H211ZM224 241V240H223ZM28 242V241H27ZM50 242V243H51ZM101 242L103 243V244H101ZM109 242H111L110 240H109ZM112 242H113V239H112ZM138 242H140V243H138ZM155 242V241H154ZM208 242H210L211 244H209ZM46 243H48V245L50 244L49 243V241L48 242H46ZM88 243V242H87ZM128 243V242H127ZM215 243H213V244H215ZM254 243V244H253ZM55 244V243H54ZM59 243H57L56 242V245L57 246H59V245H61L60 247H63V245L62 244H59ZM90 244V243H89ZM140 244H142V245H140ZM156 244V245H155ZM217 244V243H216ZM247 244V246L248 247H250L252 244V249L254 248L253 246H255L256 244V247L255 248H257V246L259 247L258 249H255V250H257V252L258 251H261V252H263V254H261V255H259V253H258V256L255 254V252L254 251H251L250 249H248V251L250 250L251 251V253L252 252H254V254H255V256H257V257H254V259H253V256H254V254H253V256L251 255V253L249 254V255H247L248 254V252H246L247 251V249H245V251L244 252H246L247 254H245L244 252H242V250H241V248H242V246H244V245H246ZM7 245V246H6ZM38 245V244H37ZM36 245V247H33L34 249H37V247H39V245L37 246ZM53 245V244H52ZM56 245H55V247H56ZM111 245H113V243L111 244ZM219 245V244H218ZM118 246V248H122V250L124 249V247H122V245L120 244V246L119 245H117ZM116 246V247H117ZM136 246V245H135ZM138 246V247H139ZM164 246L166 247V246H168L167 248H164ZM32 247V246H31ZM49 247L51 248V246L49 245ZM54 247V248H55ZM65 247V246H64ZM63 247V248H64ZM133 249H134V247L133 246H131ZM137 247V246H136ZM136 247H135V249H136ZM174 247V248H173ZM217 247V248H216ZM11 248V247H10ZM13 248V247H12ZM48 248V247H47ZM46 248V249H47ZM54 248H51V249H54ZM63 248H62V250H63ZM118 248H117V251H118ZM214 248H215V250H214ZM251 248V247H250ZM262 248V250H259V249H261ZM51 249H50V252H51ZM60 250H59V253H60V251H62L61 250V248H59ZM4 250V251H3ZM13 250V249H12ZM27 250V249H26ZM41 251H39V252H37V253H39L38 255L39 256H35L36 258L37 257H39L40 259L39 260H41L40 262H41V264H49V263H51L53 260H54V258L53 257H55L54 255L55 254H53V256H52V258L53 259H51L49 256H48V254H47V252L49 251V249L48 250H45V248L44 247H42L41 249H40ZM69 250V249H68ZM125 250L126 249H124L122 252H125ZM137 250V249H136ZM166 250H168V251H166ZM213 250V251H212ZM15 251V250H14ZM17 251V250H16ZM15 251V252H16ZM31 251V250H30ZM116 251V249L113 251V252H117ZM249 251V252H250ZM34 251H32V253H33ZM54 252H55V250H54ZM53 252V253H54ZM167 252V253H166ZM212 252H215V253H217V255H218V253H220L219 255H218V258L219 259H214V254L215 253H212ZM10 253V252H9ZM35 253H36V251H35ZM37 253H36V255H37ZM49 253V252H48ZM56 253V252H55ZM57 253H58V249H57ZM64 252H62V254L60 255L61 257H62V255H63V257H65V255L63 254ZM15 254V253H14ZM30 254L31 253H29L28 255L29 256H27V257H29V259L28 258H26V260L28 259V261L30 260L31 262H32V260L36 263V264H38L36 261V259H35V257H34V253H33V257L32 256H30ZM117 254V253H116ZM125 254V253H124ZM4 255V254H3ZM12 255V254H11ZM23 255V254H22ZM27 255V254H26ZM49 255H50V253H49ZM118 255V254H117ZM12 256H14V255H12ZM15 256H17L16 254H15ZM14 256V257H15ZM91 256V257H90ZM10 258H11V256H9ZM18 257V256H17ZM61 258L62 260H65L64 258ZM67 257V256H66ZM65 257V258H66ZM74 257V256H73ZM72 257V259H74ZM123 257H124V255H123ZM217 257V256H216ZM23 258H25L24 256H23ZM33 258V259H32ZM59 258V255H57V257L55 258L56 260ZM102 258H104L106 261H104ZM22 258H20V260H21ZM32 259V260H31ZM96 259V260H97ZM162 259H164V260H162ZM9 260H11V259H9ZM12 260H16V259H13V257H12ZM23 260V259H22ZM21 260V261H22ZM52 260V261H51ZM60 261V260H57L60 264H61V262H65V261ZM75 261H72V262H75L76 263V259H74ZM84 260V261H83ZM7 261V260H6ZM83 261V262H82ZM89 261L87 262V263H89ZM94 261V260H93ZM99 261L100 260H98V263H99ZM9 262H11V261H9ZM8 262V263H9ZM19 264H20V261H17ZM25 262H27V261H25L24 260V262H21V264H25ZM31 262H27L28 264H30ZM69 262V261H68ZM68 262H65L66 264H71V263H68ZM85 262V263H84ZM95 262H97V261H95ZM12 263V262H11ZM15 262H13V264H14ZM33 263V262H32ZM31 263V264H32ZM54 263V262H53ZM6 264H7V262H6ZM17 264V263H16ZM74 264V263H73ZM96 264V263H95Z\"/></svg>",
  "mask_w": 264,
  "mask_h": 264
}]
</instances>
